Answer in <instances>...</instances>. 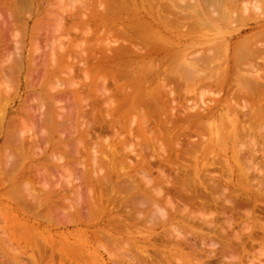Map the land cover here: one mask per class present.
<instances>
[{"label":"rangeland","instance_id":"1","mask_svg":"<svg viewBox=\"0 0 264 264\" xmlns=\"http://www.w3.org/2000/svg\"><path fill=\"white\" fill-rule=\"evenodd\" d=\"M12 1H14V0H9V1L0 0V84H1L0 85V115H1L0 119H3V121L6 125H8V124L10 125L11 124L10 121L12 120L11 122H13L14 124H11V125H15L17 128L15 126H13L14 127L13 128L10 125L12 127V129L10 128L9 131H11L12 134L13 133L15 134L17 131L16 137H18V135L23 134V136H22L23 145H22L21 141L18 142L19 145L21 144L20 146H18V148L21 147L20 149H23L24 154H22L23 155L22 156L19 152L18 153L20 154V156L22 158L24 157L25 160H24V162L23 161L18 162V163H20V169L18 168L19 169L18 172L16 169V174L15 175L13 174V177H11L10 180H6L4 182L6 187L4 186V184L2 185L3 179L4 178L8 179L9 177L7 178V176L9 174L13 173L12 171H10V172L7 171L8 172L7 173L5 168L8 167V164L10 165L9 161L12 162V160L9 159V157L12 158V153H14L16 151L17 147L15 145H9L10 147L5 145L4 140H6L5 138L7 136V133H5V132H8L7 131L8 127H6V126L3 127V125L0 123V264H7V263L8 264H70L67 261H69L68 259H70L71 257L74 258V254L78 258L84 259L86 252L90 255V257H88L90 260L89 259L87 260L89 263L87 261H84L83 264H99V263L100 264H112L113 262L116 264L117 263L122 264V262H123V264H124L126 262L125 261L126 259L124 257L129 254L128 251L126 252V250L121 249V251H120L121 254L117 253L118 248L120 249V247L114 248V250L117 249V251H114L113 248L111 249L108 247V246L111 247V245H108L106 243V241H104L105 239L102 240L101 246L106 244V247L109 248L110 251H112V253L116 252L115 256L111 255V257L112 256L114 257L112 259V258H110V256L108 254H106V252H104L103 247L100 248L99 245H97L96 243L94 244L92 242V236L94 233H97V232L100 233L102 231L101 228L104 224H107V225H109L110 223L118 224L117 227H121L120 229H122L123 225L124 226L127 225V221H125L124 218L121 216L122 212H124V211L121 212V210L124 209L126 211L127 210L126 208L130 209L129 208L130 206H127L125 204L124 208H123L122 204H121V207H120V205L117 204L118 202L121 203V200H126L128 198L126 195L127 192L125 194V190H122V188H124V186H122L123 184L121 185V183H123L124 181L126 182L127 179H126V177L121 176L122 172L120 170L124 168V170H122V171H126V172H123L124 175H128V174L136 175V173H137L138 174L137 177H140L139 172H141V171L142 172H148V171H150L149 167L152 166L151 167L152 171H150V175L153 177L154 176L156 177L158 174L156 171L157 169H156V167H154L156 170L155 169L153 170V166H157L158 160H160V159L164 160L163 156L165 155L166 152H167L166 154H170V156L165 155L166 157H168V158H165V160L169 159L170 165L172 162H173L172 163L173 165L175 162H177V164H178L180 161L190 162V163H187L186 165L183 164L184 168L183 167L182 168H183L184 172L187 170L186 173L181 171L182 168L181 169L179 168L180 165L182 166L181 163L178 164L179 166H177V167L179 169H177L176 171L179 170V174H181L182 176L185 174V176H183L184 178L181 177V182L179 181L182 184V181H183L182 178L185 179V182H184L185 186H186L187 181H190V180H186V178H188V174H190V173L192 175L194 174V178H195L194 183L197 181L195 183V185H197V186H195L196 190L192 187L195 190V193H193L194 190H192L191 192L193 194H196V196L192 195L193 197L197 198V196H198L199 198H201L200 195L202 194V196H203V195H205L203 193H206V192H202V191L209 190L207 188V186L210 184V182H211V184L214 185V184H217V182L219 181L218 185H219V183H220V185H223V186L225 185L223 191H220V192L224 193V190H225V192L228 191V196H231V195L234 196V194H236V193L238 194L237 197H235V198L233 197L234 198L233 200H235L237 198V201L238 200L241 201V199L244 200V198L245 199L247 198L246 200H247V204L249 203L248 205L245 204L246 201L241 202V204L247 205V207H246L247 209L244 206L245 210L244 209H243V211L241 210V213H240V211H238V213L232 214L231 206L233 204V200L228 199L229 200V202H228L227 200L225 201L222 196L221 197L223 199H218V197L217 198L214 197L215 195L217 196V194L219 195V193H217V191L222 190L223 186H221L222 187L221 189H218L219 187H214L213 185L210 184L212 190L214 188L217 189L215 195L214 196H213V194L211 195L212 198H214V200L216 201V203L219 200H222L223 202L225 201L228 204L227 206L222 207V205H218V204H223V203H221L222 201H219L217 203V206H218L217 209H219V206H220L221 207L220 209L221 210L223 209V212L220 211V209L218 212H216L217 209L216 210L212 209L211 212L213 211L216 215L218 214L222 217L223 216L227 217V219L231 220L230 223H234V222H232V220H236L235 225L234 224H233L234 226L232 225L233 230L230 232L234 233V229H235L236 232L238 231L237 232L238 234L234 233L235 236H237L240 239V236L242 235L241 238L243 240H246V243L244 244V241L241 239L243 243L242 242H237V243H241L243 246L238 245V247L240 246L239 248L235 247V249L236 248L238 249L237 252L240 250V248L243 247L241 249V250H243V252L239 251L240 254H239V252L237 253L239 255V257L241 255V258H239L234 253L237 256L239 263L240 264H244V263L245 264H264V199H263L264 194H262L264 189L263 190L260 189L261 186H263V185L259 186V180L258 181L256 180L257 182L252 181V180H254L255 172L253 171V169L252 170L249 169L250 164H247L248 161H247V158H245L246 156H248V154H249V156L252 155L251 157H253V158L249 157L248 159L249 160L254 159L252 161V163H255L256 166L260 165V167H259L260 169L264 168V167L261 168L262 164L264 166V162H263L264 154H261L260 152H258L257 156H256V151L252 152V150H250L253 148V147H251L252 146L251 143L253 144V146L256 144H257L256 146H260L261 144L264 143V138H262L264 136V133H262V132H264L263 131L264 127L262 126L264 124V122L262 123L261 127L258 126V128H256L257 130L255 129V131L252 130L251 132H247V133H249V134L246 133L247 135L243 134V132H242V136H244V135L248 136L251 134L252 136L257 137L255 140L254 137H250L251 135L249 136L250 138H253V140H255L256 143H253L255 141H253L252 139H251V142L247 141L250 139H246L245 138L246 136H244L245 140L243 138L244 141L242 140V136H239L241 138L240 139L241 141H238L239 140L238 133H239V135H241V132H239L240 131L239 124L243 125V126H241L242 127L241 129H244L243 127L245 124H242L241 121H242V119H245V117H246L245 113H247V112L244 113L241 110V108H242V106L246 107L248 105V103H244V105H243V102L241 103V101L233 99L234 97L231 96L232 98H230L229 94L231 92L233 93V88H232V91L229 93L227 87L226 88H223L222 86H221V88L215 87V82L211 76L213 74V72H214V78L219 77L220 76L219 73L222 70H224V72H226L225 68H227V64L225 66L224 62L226 61V59L228 60V57H226V55L228 54V51H230V50L233 51V49L235 47L234 44H236V43H237V45L239 44L240 49H242V48L247 49L244 45L248 46L250 41L251 42H253V40H254V42L257 41L258 36H261V35H262L263 39L261 37H259V39H262V40L261 41L258 40V43H261L262 41L264 43V34L263 33L254 32V31L249 30L250 28L253 29L256 26L257 22H260V24L264 25V21H262L259 18V16L256 17L257 14L254 11H252L251 9H250L251 11L249 10L250 14H248L249 13L248 11H246V12L244 11L246 14H243V15H249V16H251V14L253 15L254 18L252 17L251 20H248V18H247L248 16L247 17L245 16L246 17L245 18L242 15L243 10H242V7L239 8L240 6H238V8L241 10V12L238 8H237L238 10L237 9L235 10L233 8V13H235V15H236V16H233L234 18L232 17V15H234V14H232L231 16H228L229 18H227V20H224V19H226V18H224L223 19L224 21L223 20L218 21L217 19L211 18V16H210L211 11L209 12V10L211 8L213 9V10L211 9L212 11L218 10L217 13L215 12V14L219 16V14H218L219 8L214 9V7H210L209 5L204 4L203 2H201V0H196V1L195 0H188V1L187 0H180V1H178V0H165V1H163V0H152V1L151 0H141V1L140 0H133V1L129 0V2L126 0H41L42 2H40V3L38 0L37 3L34 2L33 3L34 5L32 4L33 7H29L31 5V3H30L28 7L26 6V8H25V5L24 6L23 5H21V6L16 5L19 2H21V4H22V1L24 3L25 2L24 0H20V1L18 0L19 2L17 0H16L17 2L16 1L12 2ZM124 1H126L127 3ZM149 1H151V2H149ZM160 1H162L161 3L163 5L160 4ZM182 1H185V2H182ZM189 1H190V3H189ZM261 1L264 2V0H261ZM177 2H179V3H177ZM191 2H194V3L192 4ZM242 2H244V1H242ZM246 2H247V0H246ZM183 3L185 4V6ZM12 4H15V5H12ZM117 4H119V6ZM128 4H130V5L132 4L131 5L132 7ZM239 4L241 5V2L238 3V5ZM121 5H122V8L124 7V9L121 8ZM135 5H136V7H135ZM161 5H162V7H160ZM164 5L167 8H165ZM179 5H181L182 7H180ZM194 6H196V7L198 6V8H195ZM206 6L208 8H206ZM228 6H230V5H228ZM228 6H226V8ZM18 7H20V9ZM21 7L25 8L23 12L21 11V10H23V8L21 9ZM133 7H135V8H133ZM185 7H186V9H185ZM191 7H193V8H191ZM251 7H249V8H251ZM262 7H264V5ZM16 8H17V10H16ZM157 8L159 10H161V8H165L166 9V11H165L166 13H164L165 15L168 13L167 12V9H168L169 14H167V16L173 15V14H170V12L171 13L175 12L176 14H174V16H171L169 18L164 15L165 16L164 17L165 19H164L162 17H163V11L165 9L162 10V12H161ZM10 10H12L14 12L16 11L15 14H14V12H12V14H14V15L10 14ZM112 10H113V14L110 13V12H112ZM180 10L181 11L183 10L182 11L183 13H181ZM157 11H159V13L161 12L162 17H160L161 14L159 15L160 18L157 17V15L159 14ZM200 11H201V13H200ZM193 12H195V13L198 12L197 14L199 16ZM128 13H130V14H128ZM156 13H158V14L156 15ZM220 13H221V11H220ZM254 13H255V15H254ZM177 14H178V16H177ZM179 14H180V16L182 14L188 16L187 18L184 16H181V17L186 18V19L181 18V19H183V23L181 22L182 20L180 18H178V17H180ZM188 14L191 16H189ZM11 15H12V18H11ZM216 15H215V17H216ZM237 15L239 16V18ZM122 16H124V17L126 16V17L124 18ZM131 16L133 17V20H132ZM136 16H138V18ZM175 16H177V18ZM220 16H221V14H220ZM6 17H8V18L10 17V18L8 19ZM15 17H19V19L15 20ZM189 17H192V18H189ZM193 18H196V20H198L197 22H199V24L197 22H195V19H193ZM222 18H223V16L221 17V19ZM129 19H130V21H128ZM161 19H162V21H161ZM163 19H164V21H163ZM175 19H177V20L180 19V21L179 20L177 21ZM189 19H192V20L189 21ZM199 19H201L200 20L201 22L199 21ZM235 19H236V21H235ZM237 19L240 22H238ZM246 19H247V21H246ZM8 20H10L9 23H8ZM111 20L117 21V22L111 23L110 22ZM142 21L148 22V23L146 22L147 27H146V25H143L145 22L143 23ZM202 21H205L207 23L202 22ZM230 21L232 23H230ZM120 22H122V23H120ZM130 22H132V23H130ZM186 22H188V23H186ZM189 22L191 25L193 24V22H195L198 24V26H200L202 23L206 26L202 27L203 26L202 25L201 26L202 28L201 27L198 28L197 24L194 23V25H192V27H191V26H189ZM237 22L239 23L238 25H237ZM168 23H170V25H172V27H170ZM5 24H7V25L9 24V28L5 29V26L7 27V25H5ZM123 24H125L124 26H127V25L128 26L124 28V26H122ZM137 24H138V26H137ZM139 24H141L142 26L141 25L139 26ZM180 24L181 25L185 24L184 25L185 28L183 26L185 31H184V29L181 28L182 26ZM235 24H236V26H234ZM130 25L132 27H130ZM133 25H135L136 27H134ZM207 25H209V26H207ZM195 26H197V27H195ZM115 27H116V29H114ZM121 27H123V28L121 29ZM133 27H134V30H136V32L138 31L137 33L132 32ZM187 27L190 29H188ZM194 27L198 30H195V29L192 30L191 29ZM119 28H120V30H118ZM136 28H138V29H136ZM180 28L182 30H178ZM219 28H220V30H219ZM112 29H114V30H112ZM129 29L131 31H128ZM239 29L241 31H243V30H245V31L241 33L240 31H238ZM190 30H192V31H190ZM140 31H144V32H142L144 34L142 35V33H140ZM124 33H127V35L128 34L129 35L127 36ZM234 33L235 34L237 33V35H235ZM135 34H137L139 36L137 37V35H135ZM150 34H152V35H150ZM150 36L152 37V38H150L151 40L148 38ZM145 37H147L149 40ZM129 38H131V40H130L131 43L128 40ZM133 38H135V40L132 41ZM137 40L139 43L136 42ZM134 41H135V43H134ZM156 41H160V42L158 43ZM148 42L149 43L152 42V43H150L151 45ZM221 47L222 48L224 47L223 50L220 49ZM213 49H216L215 51L217 53L215 51H213ZM217 49H220L219 52L217 51ZM210 52H211V54H208ZM214 52L218 55L215 56ZM220 52L223 54L222 55L219 54ZM198 53H199V55H197ZM212 53H213V55H212ZM191 55H193L192 59L194 61L191 59ZM206 56H207V58H211V59L213 57H215V59L213 58L212 61H209L211 59H209V60L205 59L206 61H204L203 58L204 57L206 58ZM211 56H213V57H211ZM219 56L221 59H224V60H221L219 58ZM223 56H224V58H223ZM189 57H190V59H189ZM187 58H188V60H187ZM195 58L196 59L202 58L203 60L199 59L200 60V62H199V60L195 61ZM84 59H86V60H84ZM138 60H139V62H138ZM158 60H160V61H158ZM163 61H166V62L163 63ZM190 61H192V62H190ZM158 62L161 63L160 65H162V66H159ZM204 62H207V64ZM192 63L193 64L197 63V64H195V66H194ZM180 64L183 67L182 66L180 67L179 66ZM198 64L199 65L203 64V67L202 66H201V68L199 67V70H197L198 72L196 73L195 67ZM219 64L220 65L222 64L224 66L221 67ZM13 65H14V67H12ZM169 65L172 67V69ZM174 65H176V67H174ZM184 65H185V67H184ZM178 66H179V69L181 68L180 70L177 68ZM122 67L124 69H122ZM213 67L215 69H213ZM166 68L168 69V71L170 73L167 71ZM219 68H222V69H219ZM211 69H212V71H210ZM162 70L165 72V74H163L164 72L162 73ZM201 70H202V72H201ZM204 71H205V73H204ZM217 71H218V74H217ZM222 72H221V74H222ZM224 72H223V75H224ZM231 73H234V72H231ZM235 73H238V72H235ZM244 73H246V72H244ZM161 74L163 76L160 77ZM178 74H180V75H178ZM183 74H184V76H183ZM175 75H176V77H175ZM205 75H207V76H205ZM223 75H221V76H223ZM247 75L248 74L246 73L244 76H246L247 80L249 79L248 81H251L250 80L251 77L248 78L249 76H247ZM120 76H121V78H120ZM166 76H167V78L165 79ZM168 77H170V78H168ZM179 77H180V79H179ZM172 78H174V79H172ZM175 78H176V80L179 79L178 85L179 86L181 85V87L177 86ZM205 78L208 80H205ZM171 79L175 80V82L171 81ZM199 79H201V80L204 79L206 81V84L208 82H210V84L213 82L214 83H213V85L207 84L206 86H208V87L205 88V85H202L201 80H199ZM161 80H163L162 81L163 84L160 83ZM247 80H245V82ZM196 83L199 85V87H197L198 85ZM250 83H248L249 86L250 85L252 86V84H250ZM201 85H202V87H201ZM175 86L178 88H176ZM148 92H150L151 94ZM152 92H153V94H152ZM172 94H173V96H171ZM116 95H119V96H116ZM118 99L119 100L121 99V100L119 101ZM171 99L175 103L172 102ZM235 101L237 102V104H239L237 107L235 106V103H236ZM148 102L151 104L148 105L147 104ZM145 105L149 106V107H147V110L145 109V107H146ZM152 105H154L157 109L153 106L155 108L154 109L152 107ZM208 105H209V107H208ZM210 107L211 108L213 107V109H211ZM238 107H240L241 112L238 110ZM140 108L143 109V112L145 111L144 114ZM175 108L177 109L176 111L178 113L175 111ZM249 108H250V106H249ZM210 109H211V111H210ZM232 109H236L235 113H232V111H233ZM45 110L47 111V113H45ZM49 110H51L50 111L51 113H49ZM120 110H121V112H120ZM204 110H205V112H204ZM30 111H32V112H30ZM41 111H42V113H41ZM236 111H239L240 116H238L239 114H237ZM244 111H245V109H244ZM200 112L201 113L204 112L203 114H205V115L202 116V114ZM211 112L213 113V115ZM242 112H243V115L245 116L244 118L241 117ZM40 113L43 115L45 114L46 117H44L43 115L40 116ZM161 113H163V114H161ZM175 113H177V115ZM194 113L196 114L197 118L199 117L198 116L199 114L201 115L199 120L194 119L195 118V117H193V116H195ZM206 113H207V115H206ZM47 114L49 115V117H48L49 120L47 118V116H48ZM171 114H174L173 115V117H175L174 119L171 118V116H172ZM18 115L19 116L21 115V116L18 118ZM37 115H39L40 117H43V118H40L39 116L37 117ZM209 115L212 117H208ZM16 116H17V120L20 121V119H21V122L24 123L25 126L22 123H19V121H17L15 123ZM164 116H167V117L165 118ZM182 116H184L186 119L193 117V120H191L192 118H190L189 121H187ZM13 117H15V118H13ZM153 117H154V120H153ZM35 118L36 119L39 118L40 120L37 119L39 122ZM44 118H46V120H48V121L44 120V122H43L42 120ZM248 118H246L242 122L247 124V121L249 120ZM157 119H159V120H157ZM92 120L95 123L94 125L97 126L96 131H95V133L97 132L99 134L97 136V138H99L100 136L103 135V137H105L106 139L100 137L99 140L97 139L95 141L96 138H92L93 135L89 136V135H91L90 133L93 131H90V130L88 131V129L90 128L91 130L92 129L95 130L94 129L95 126L92 125L93 124ZM160 120H162L164 125H165V120L167 121L166 122V128L169 129L168 126H170V129H169L170 132L172 130L171 126L173 125L172 123H174V121H175V123L178 121L177 123L179 124V120H180V122H182V123H181V126H178V124L176 123L175 130L174 131L172 130V132L171 133L169 132L170 133L169 134L168 132H164L163 128H165V127H164V125L162 127V123ZM168 120H169V122H168ZM170 120L172 121V123L170 122ZM45 121L48 123H46ZM153 121H155L156 125H155V123H152ZM158 121H160V124ZM185 121H187V122L185 123ZM37 122H38V124H37ZM90 122H91V124H89ZM200 122H201V124H200ZM194 123L195 124L199 123L200 125L197 124V126H196V125H194ZM18 124H22V125H18ZM182 124H184V125H182ZM88 125H91L92 128L87 127ZM193 125L196 127L200 126L199 127L200 130L195 127L197 130L194 128L192 130L193 134L191 133L192 134L191 135L189 132H190V129H192L191 126H193ZM22 126H24V129L21 128ZM28 126L31 129L33 127L34 128L32 130H30L28 128ZM106 127H109V130ZM245 127L247 129H249V127H253L252 121L251 120L248 121V125L247 126L245 125ZM262 127H263V129H262ZM114 128H117V132L115 131L116 129H114ZM166 128H165V130H166ZM26 129H28L30 131H26ZM46 129H47V131H46ZM173 129H174V127H173ZM258 130H260V131H258ZM261 130H262V132H261ZM24 131H25V134L23 133ZM151 131H153V132L151 133ZM197 131H199V133ZM160 132L163 133L164 136H162V134ZM174 132H175V134H174ZM257 132H260L262 134L257 133ZM101 133H102V135H101ZM150 133L153 134V135H151L152 137L150 136ZM156 133H158V134H156ZM187 133H189L191 135L190 136L188 134V136L192 139V140L188 139V140H190V142L187 141V139H186ZM196 133H198V134H196ZM47 134H48V138H47ZM49 134H50V136H49ZM114 134L118 138L116 136H114ZM118 134H120L119 135L120 137L118 136ZM167 134H169V136ZM171 135H173V136H171ZM108 136H109L110 140L112 141L113 145L112 144L110 145L111 142H109L110 141L109 138H108V142L106 143V145L104 144L105 141L107 140ZM183 136H185V137H183ZM88 137H89V139H91V138L94 139L93 140V141H95L94 144L95 145L97 144L96 147L94 144L91 147L92 141L89 142L90 140H88ZM93 137H96V136L94 135ZM170 137H171L172 141H170ZM28 138H31L30 140L32 141V143H28L30 141ZM40 138L42 140L44 139L45 141L43 140L42 141L43 143L40 142L41 141ZM180 138H181V140H179ZM164 139H166V140H164ZM34 140H36V141L34 142ZM134 140L137 143H135V142L133 143ZM155 140H156V142H155ZM163 140H164V142H163ZM103 141H104V143H103ZM179 141L181 142V144L179 143ZM257 141H258V143H257ZM76 142H78L79 145L81 143L82 147L85 145L86 148L84 147V149H82L81 147L78 146V144ZM88 142H89V145L87 144ZM144 142H147L148 146L152 145L150 148L151 150L147 151V152H149V153L151 151H155V152H151V154L146 153V155L150 156V155H152V153H154L155 155L153 154V156H152V157H154V159H152L149 156H148L149 159H147V156L142 152L143 148L140 145H142ZM152 142H155V143H152ZM160 142L162 145V146L160 145L161 150L159 149V147H156L157 143L160 144ZM40 143H42V144H40ZM169 143H170V145H169ZM182 143L183 144L185 143L184 144L185 146ZM153 144H156L155 145L156 149L153 147ZM248 144H250V146H248ZM26 145L27 146L29 145L28 149H26V147H25ZM41 145H42V147H41ZM67 145H68V147L72 146L74 149L69 148V150H67L68 149ZM76 145L79 148V153L77 152L78 149H76V147H74ZM108 145H110L109 150L107 149L108 147H106ZM129 145L133 146V148L135 150V151L133 150V153L134 152H137V154L139 153V158H138L139 160H136L137 159L136 156H138L136 153L133 154L129 150H128L129 152L127 151V148L129 147ZM147 145L145 144V146H147ZM180 145L184 146V148H183V146H181L183 148V153H185V152L190 153V154H187L188 156L192 154L191 157L188 158L190 161H188L186 159L188 157L187 155L184 156L185 158L181 154H180L181 157L178 156L182 150H180V152H178V151L176 152L175 149L178 150L177 146H180ZM186 145H189L190 148H188V146H186ZM192 145L196 148H193ZM242 145L244 146V148L246 150L242 147ZM12 146H15L14 147L15 150L12 148ZM139 146H140V148H139ZM46 147H47V149H46ZM136 147H138V148H136ZM181 147H179V149H181ZM38 148H39V150H38ZM92 148L93 149L96 148V151L93 150ZM141 148H142V150H141ZM153 148L155 150H153ZM239 148H240V150L242 148V150L240 151ZM80 149L82 151H84V150L85 151L82 152ZM112 149H113V151H114V149H115V151H117V152L114 151L115 153L113 152L114 155L112 153H110ZM118 149H120V150L118 151ZM123 149H124V151L121 152V150H123ZM130 149H131V147H130ZM157 149H159V150H157ZM162 149H164V150L167 149V150L164 151V153H161V152H163ZM184 149H185V151H184ZM191 149H193V150H191ZM6 150H8L7 151L8 155H5L6 152H4V151H6ZM171 150H172V152H170ZM188 150H190V151L188 152ZM197 150H198V152H195ZM9 151L12 153H9ZM43 151H45V152H43ZM73 151H75L74 154L77 152V154H79V157L77 156V154L72 156V157L76 156V157H78V159L68 157L71 153H73ZM108 151H110V152H108ZM125 151H126V153H125ZM159 151H161V152H159ZM173 151L178 154V155H176V154L172 155V157L174 156V158L171 157V153H173ZM192 151H193V153H192ZM32 152H34L33 153L34 157L32 156ZM21 153H22V151H21ZM93 153L94 154L100 153L97 155L95 154L96 155L95 158L98 159V160L96 159L97 162L100 163L101 158H102V160L105 161V163L107 165V166L106 165L105 166L110 169V172L111 173L112 172L118 173V176L120 175V177H122V179H123L122 180L119 178V180H118L116 177L113 179H110V180H112L110 182L112 184V186H110L111 185L110 184V185H107V187H111L112 189L111 188L109 189L110 190L109 192L111 193V194H109L110 199L108 197L109 202L104 201V203H106L105 205L107 206L106 208L104 207L105 205L103 206V203H102V206H100V203L98 202V200H96V198L98 196L97 193H99L98 189L100 187L97 186L99 184H96V182L94 180L96 179L98 182V177H101L102 174L107 173L108 170H106L105 169L106 167H105V168H103L106 170V171L104 170L105 173L99 174V172L101 173V171L102 172H104V171L102 169L99 171L100 168L98 169L97 166L94 167V164L96 165V162L93 163L94 162V158H93L94 154ZM9 154L11 156H9ZM15 154H17V153L15 152ZM101 154H102V156L103 155L106 156V158L104 156L101 157ZM109 154H110V156H109ZM135 154H136V156H135L136 158L134 157ZM158 154L160 155V157ZM194 154H196V155H194ZM245 154H247V155H245ZM81 155H83V156H81ZM99 155H100V157H99ZM119 155H120V157L122 156L121 159L119 157L120 162L118 160L115 161L114 158L119 156ZM131 155H133V158L135 159L136 162L134 161L133 158L131 160V157H132ZM261 155H262V157H261ZM176 156L182 160H180L179 158H175ZM240 156H243V157L240 158ZM57 157H58V159H57ZM66 157L68 159H65ZM170 157L173 159V161H171L172 159ZM192 157H194V158H192ZM83 158H85V160ZM99 158H100V161H99ZM150 158H151V160L154 161V163L156 165L152 164L153 161H151ZM242 158H243V161L241 162L240 160H242ZM48 159H50V160H48ZM61 159L63 161L62 163H61V161H59ZM106 159L107 160L109 159V161H107ZM115 159H117V158H115ZM174 159H178L179 161H175ZM13 160L15 161V159H13ZM169 160H167V161H169ZM14 161L12 162L14 164H11L10 167H13L14 165H16L18 160L15 162ZM56 161H58L57 163H59V164H57ZM83 161H84V163H83ZM130 161H134V162H130ZM143 161H144V163H143ZM77 162H78V164H77ZM108 162H109V164L112 165V167L108 164ZM146 162H147V165H146ZM240 162L243 164L245 163L244 167L242 166V164ZM82 163H83L84 167H83ZM123 163H124V166L127 167V169H126V167L123 166ZM127 163H129V167H128ZM131 163L135 167L134 166L132 167ZM149 163H150V165H148ZM193 163H194V165H193ZM74 164H77L78 166L74 165ZM169 164H168V166L170 167ZM188 164L191 165L192 167L188 166ZM141 165H144V166H141ZM173 165H172L173 169L174 168L176 169L177 168V167H175L176 163L174 166ZM2 166H3V168H2ZM121 166H123V168H120ZM10 167H9V169H10ZM39 167L46 171V175L48 177L49 182L47 180L46 181L50 185L51 184L56 185L57 181L63 180L64 178H66L65 180H67L69 173L71 174V176H72V174L76 175V176H74V178H75V177H77V175L79 173H80L79 176L82 174L80 172V170L81 171L85 170V172L87 171L90 174L91 179H92V181H90L89 183H86L85 189H84V191L86 190V192H87V194L85 193L86 195H84V196H87L86 199L88 198L87 200H85L89 204L88 208H85V207H87V205H85L87 202L85 203V201L83 200V198L85 199V197H82L83 196L82 195L83 188H80V185L78 183L75 184L77 182L76 181L77 178H75V180H72V181L70 180L71 179L70 178V179H68L69 181H66L68 183L70 182L68 186H70V184H71V186H70L71 188L69 187L70 189H68V190H67L68 186H66V184H65L66 182H64L65 185L62 182H60L64 185V187H62L63 186L62 184H61L62 186L59 185L60 187H58V184H57L56 189L58 188V192L56 190V192L54 193L53 191H55V189L53 190V188H55V186L53 187L51 185L52 188H51V186H49L50 192L48 191V193H46L47 189L46 190L44 188H43L44 190L41 189L45 185V184H43V182L45 181V179H47L46 176L45 175L43 176L41 173H40L41 175L37 173L36 178L34 177V174H36L37 171L40 172ZM64 167H66V171H64L65 170ZM102 167L103 166H101V168ZM240 167L242 168V170H240ZM245 167H246V169H245ZM15 168L16 167L14 166L12 169L15 170ZM53 168H54V170L56 169L58 171V173L56 170L54 171ZM76 168H77V170H76ZM185 168H186V170H185ZM205 169L208 171V173ZM94 170H95V173H94ZM203 170H205L204 173H203ZM246 170L249 171L248 175L246 174L247 173ZM176 171L172 174L173 175L175 174L176 176H178V173ZM41 172H43V171H41ZM66 172H68V173H66ZM82 172L84 173V171H82ZM155 173H156V175H154ZM28 174H31L28 177L29 180L24 179V178H27L25 175H28ZM95 174H96V178H95ZM38 175H40L42 178L40 177V179L39 178L37 179ZM175 175L173 177H175ZM202 175H203V177L204 176L205 177L203 178ZM211 175H213V176H211ZM240 175L244 176V177H241ZM9 176H11V175H9ZM245 176H246V179H245ZM257 176H259V175H257ZM32 177H34V178H32ZM53 177L54 178L56 177V179H54ZM247 177H248V179H247ZM249 177H251L253 179L251 180V178L249 179ZM177 178L179 179L180 177H177ZM204 179L207 181L205 182ZM244 179H245V182L243 181ZM32 180H34V181L31 182ZM110 180H108V182ZM140 181H141V177H140ZM212 181L215 183H213ZM23 182H25V183H23ZM30 182L32 184H30ZM108 182L106 184H108ZM250 182H251V185H253V184L254 185L251 186ZM48 183L46 184L47 186H48ZM192 183H193V181H192ZM192 183L188 182L187 184L190 185ZM203 183L204 184L207 183V186L204 185V187H206V188L203 187V189H202L201 186H203L202 185ZM243 183L246 186L248 185L247 186L248 188H246V186H244L246 188L245 189L243 186H241ZM25 184L26 185L30 184L31 187L30 186H27V187L28 188L30 187V189L31 188H34V189H31V192L28 191V193H26V189L24 188ZM113 184H114V186H113ZM142 184L143 183H141L140 185H142ZM21 185H23V186L21 187ZM37 185H38V187H37ZM46 185H45V187H46ZM120 185L122 187H120ZM210 185H209V187H210ZM231 185H233V186H231ZM77 186H78V188H80V190L82 189V191H81L82 196L81 195L80 196L82 197V200L85 203L83 208L90 211V213H88L89 211H87V213H88L87 215L90 214L89 218H87L89 221L81 218L83 213L81 215L80 211L81 210L83 211L84 209L79 208V207H81L82 205L78 207L79 209H77L76 208V202L74 203V205H73V202L71 203V201H76L75 195H78V191H80L79 189H77ZM165 186H167V185H165ZM190 186H194V185H190ZM190 186H188V187H190ZM97 187H98V189H97ZM257 187L259 188V190H257L258 189ZM15 188L17 189V192L18 191L20 192V188L21 189L24 188L23 189L24 191L22 190V192L23 193L25 192V193L23 194L22 192H20L22 194V200L24 199L23 201H20L19 198H18L19 200L16 199L15 196L12 195V192H13V194H15L14 193ZM63 188H65V190H67V192L63 191L64 190ZM91 188H92V192L94 194L93 196L91 195L93 197V199L88 194L89 193L88 191H90L89 189H91ZM165 188H167V187H165ZM199 188L201 190H199ZM75 189L78 191H76ZM154 189L155 188H153V190ZM38 190H40V191H38ZM215 190H213V191L215 192ZM255 190H257L259 193L257 194V192ZM123 191H124V194H123ZM197 191L199 193L201 192V194L198 195ZM233 191H234V194H232ZM235 191H236V193H235ZM34 192H35V194H37V196L39 198L41 196H44V194L46 195L45 198H40L43 201L45 200V202H42L41 206H39V204H38V202L41 200L39 198H38L39 200L37 198L35 199L33 196H31L34 194ZM70 192H71V194H70ZM209 192H212L211 189L209 190ZM18 193H17V196L21 197V195H18ZM207 193H206V196L209 194V193L208 194ZM222 193H220V194H222ZM35 194H34V196H36ZM58 194L59 195L62 194V195L58 196L59 198H57ZM72 194H75V195H72ZM106 194H108V192ZM106 194H105V196H106ZM184 194H185L184 196H186L185 192H184ZM70 195L74 196V198L69 197ZM257 195H258V198L256 197ZM25 196H26V200H28L27 203H31V205H35V207L38 204L39 207L36 208L37 212H35V213L29 212L28 213L27 211H25L31 207L34 208L33 206L26 205V207H28L26 209V207H23V205L20 203V202L25 201ZM29 196L31 199H29V198L27 199V197H29ZM54 196H56V199H53ZM238 196L240 197L239 199H238ZM259 196H261L262 198ZM81 197H80V203L81 202L83 203V201L81 200ZM209 197L210 196H208V198ZM224 197L227 199L226 196H224ZM77 198L79 199V197H77ZM119 198H121V199H119ZM248 198H249V200H248ZM205 199H207V197H205ZM92 200L95 201L93 204L96 205L95 207H97V208L92 206ZM60 201L61 202L66 201V203L70 201L69 203L72 204L71 206H73V211H71V206L68 204L70 206L69 209L71 212H75V214L72 213V215H74V216H72L71 213L67 212V215H68V219H70V218L72 219V220H70V222L71 221L74 222V225L71 222L70 224H72V225L67 224L68 226H65L66 224H64L63 226H59L62 224L61 222L63 220L61 221L60 220L61 218L60 219L57 218L58 216L56 215V213H55V215L57 217L54 216L53 212H55V211H53V208H56L57 207L56 205H59L56 203H60V205H62V207H63V204H62L63 202L61 203ZM209 201L212 203L211 200H209ZM114 202H115V205H113ZM234 202L238 203L239 201L238 202L234 201ZM16 203H17V205H16ZM43 203L46 205L43 206ZM66 203L64 202V204H66ZM226 203H225V205H226ZM48 205H51V206L47 207ZM68 205L66 207H68ZM223 206H224V204H223ZM116 207H118V208L116 209ZM167 207L168 206H166V212L170 216V214L173 212V210H172V212H170L171 211L169 209L170 207H168V208ZM22 208H25V210ZM224 208L225 209H231V211L227 210V212L225 213ZM62 209L65 210V207ZM95 209H96V211H98L97 215H96V213L93 214V212H94L93 210H95ZM32 210H35V209H32ZM41 210H42V212L43 211L45 212L47 210L43 214L46 215V221L48 223L46 221H43L42 220L43 218L42 219L40 218V220H39V218L38 219L35 218L36 217L35 215L39 216L42 214ZM58 210L61 211V209H58ZM65 211H67V210H65ZM203 211H201L202 213H199V211L197 213V211H196V213L194 215H191V216L196 217V219H198V221H199L201 219L199 217H202ZM208 211H209V215H208ZM40 212H41V214H39ZM56 212H57V214L59 213L58 211H56ZM119 212L121 213L120 216H118ZM211 212H210V210H207V218H209V219L213 215V213L210 215ZM61 213L63 215H65L64 211ZM196 214H197V216H198V214L201 216L197 217ZM204 214H203V217L205 218L206 212H204ZM230 214H232V215H230ZM24 215L27 217H25ZM67 215H65V217ZM87 215H86V217H87ZM174 215H175V217L178 216V214H175V213L171 214V216H174ZM238 215H241V216L238 217ZM23 216H24V218H23ZM179 216H181V215L179 214ZM187 216H189V215L187 214ZM214 216L215 215H213V217ZM222 217H220L221 219L219 218V216L217 217V219H219L218 220L219 222H216V226H217V223H219L218 225H221V227L223 226L226 218L223 217V218H225V220H224ZM66 218H64V219H66ZM177 218H180L182 222L175 221L174 224L172 225V228H173V226L175 227L178 224L179 225L185 224L183 227H181V225L179 226L183 229L182 231H184L183 233L185 235H187L186 231H188L189 233L192 232V233L200 234L204 238V235L206 233L210 232L211 228L206 227L207 226L206 223H208L207 219L202 218V220H205V221H203V223H205V222L206 223H205V225L203 223H200L202 226L200 225V229H197L198 228L197 226L199 224L196 225V223L190 222L191 220L189 222H188V220L185 221V219L182 220L183 217H177ZM56 219L60 220L61 222L57 221ZM211 219H212V217H211ZM49 220L54 221V222L56 220L57 224H56V222L54 223V222H51ZM202 220H200L199 222H201ZM214 220L216 221V217ZM67 221L68 220L66 219V223H67ZM118 221H120V223ZM215 221H214V224H215ZM76 222L78 224H76ZM185 222L189 223V225L186 224ZM248 222H249V225H248ZM63 223H65V222H63ZM140 223H138L137 225H134L132 227H131V225H132L131 224L130 228L133 229V227H134V229L136 231L139 230L136 232L133 229L135 231L134 232L131 229V231H133V234L135 235L134 237L135 238L137 237L136 241L138 240V245H140L141 242H143L144 239H146V241H145L146 243H144L142 245H146L144 247L145 248L144 250L146 251V252H144V254L148 253L150 256H152V259L151 258L148 259V261L151 262L150 264H152V263L153 264L154 263L155 264H165V262H164L165 260L163 261L162 259L161 260L158 259V261L160 260V262L157 261V257L160 256L158 252H160V254H162L163 257L168 258V260H166L168 264H181V263L182 264H219V263L220 264H234L235 260H236V263L238 262L236 258H234L235 260L232 259L233 263L231 260H229L232 257H235V255L231 256L233 253L231 255L229 254L230 257L226 253L228 255L229 259H228L226 254H225L226 257L223 258L221 255V252H220L223 249H219V246L216 245V246H218V248L216 246H213V249L211 252H213L215 249H217V253H218V249H219L220 254L216 253L215 257H212V255L213 256L215 255L214 254L215 252L213 254H211V257H209L210 251L207 250L208 247L206 248L207 251L206 250L203 251V248H201L202 246L201 247L199 246V248L202 249L201 252H199L200 250H198L199 248H197L198 253H201L206 258L203 257L201 254L199 255L195 252L194 253L196 254L197 258L193 257L194 254H192V256L189 255L190 254L189 252H191L193 250L192 249L193 247L191 248V250H189L188 247H187V249H183L184 251L179 252V250H177V252H179L182 255L179 254L180 257H178L177 256L178 254H176L177 259L175 258V256H173L174 260L176 259L174 261L175 262L174 263V262H172V260H173V258L171 257L172 255L169 253L175 254V252L172 249H170L171 248L170 246L169 247L164 246L163 242L166 243V241H161L162 238H163V240H164V238L167 240V237H168L167 235H170L168 233H171V232H164V231H169V229H167V228L170 226H168L167 228H164V229L163 228H156V230L152 231V230H150V227H149V225H151L152 223L147 222V223H145V225H143L142 223L140 224ZM190 223H193V224L191 225ZM228 223H229V221H227V223H225L228 225L227 226L228 228L226 227V230L231 227V224L229 223L230 224L229 225ZM244 224H245V226L247 225L248 228H245V227L243 228ZM146 226H148V227H146ZM189 226H191V227H189ZM221 227L217 226L215 228H213V227L212 228H213V230L215 229V231L217 232V228H218V230H221L220 229ZM249 228H251V229H249ZM224 229H225V227L221 231L224 232L225 231ZM245 229H247V230H245ZM20 230H22V231H20ZM213 230H212V234H211V232L209 234H211V236H213V237L215 236V239L217 240L216 237L221 236L220 234H223V233L219 232V235H216V234H218V232L216 233ZM225 232H227V233H225ZM225 232H224L225 233L224 237H226V236H228V234H230L229 230L225 231ZM213 233H216V234H213ZM184 234H183V236H184ZM243 234H244V236H243ZM143 235H144V237H143L144 239L141 238ZM233 235H229L228 238L230 236H233ZM34 236H36L38 238H35V240L32 241ZM162 236H164V237H162ZM189 236L191 239V235H189ZM206 236H205V238H206ZM213 237H210V238L212 239ZM155 238L158 241L155 242ZM208 238H209V235L206 238V240H209ZM261 238H262L263 242L261 241ZM215 239L213 238L212 240H215ZM230 239L232 240V238L230 237L228 239V242H229L228 245L233 247L232 245H230V242L232 243L234 241H231ZM87 240L89 241V244H88ZM139 240H140V243H139ZM233 240H235V239H233ZM38 241L39 242L41 241L40 243H42V241L44 242V244L43 243L40 244L41 248L39 247L40 245H38ZM220 241H222V240H220ZM220 241H218V242H220ZM236 241H237V239H236ZM159 242H160V245L155 246V244H159ZM122 243H124V242H122ZM161 243H163V246H161ZM209 243H211V242H209ZM216 243H217V241H216ZM220 243H219V245H220ZM167 244L168 243H166L165 245H167ZM221 244H224V243H221ZM82 245L87 247V249H86L87 251L77 250V247L78 248L82 247ZM65 246H66V249H65ZM73 246H75V247H73ZM160 246L162 247V249ZM220 246H222V245H220ZM165 247H168L169 249L168 248L166 249ZM203 247H204V245H203ZM209 247L211 248V246H209ZM214 247H216V248L214 249ZM225 247H226V245H225ZM231 247H230V249H228V251L232 250ZM220 248H222V247H220ZM223 248H224V245H223ZM75 249H76V251H75ZM235 249H233L232 252H236ZM170 250L172 252H170ZM185 250H187V251L189 250V252H188L189 254L187 253V251L185 252ZM197 250H195V251H197ZM203 252H207V253L209 252L208 253L209 255L207 253H206L207 255H205ZM155 253L158 254V256ZM185 253H187V254L185 255L186 258L184 259L181 256H183ZM192 253H193V251H192ZM123 254H125L123 256L124 259L122 258ZM59 255H61V256L59 257ZM92 256H93V259H92ZM119 256L122 260H120V258H118ZM154 256H156V258ZM167 256H169V257H167ZM190 256H191V258H190ZM64 257H65V259H64ZM170 257L172 260L170 259ZM163 259H165V258H163ZM64 260H66V262H64ZM119 260L122 262L120 263ZM177 260H180V261H177ZM189 260H190V263L188 262ZM156 261H157V263H156ZM162 261H163V263H162ZM184 261H185V263H184ZM73 262L75 264H78L74 259H73Z\"/></svg>","mask_w":264,"mask_h":264},{"label":"bare ground","instance_id":"2","mask_svg":"<svg viewBox=\"0 0 264 264\" xmlns=\"http://www.w3.org/2000/svg\"><path fill=\"white\" fill-rule=\"evenodd\" d=\"M7 1H9V0H7ZM14 1H16V0H14ZM14 1H12V2H14ZM17 1H18V0H17ZM17 1H16V2H17ZM19 1H20V0H19ZM19 1H18V2H19ZM24 1H25L24 3H23V1H22V4H21V2H19L18 4H16V3H15V4L18 5V6H21V5L24 6V5H25V8H26V6L28 7L29 4L31 3V5H30L29 7H33V5H34L33 3H34V2L37 3L38 0H24ZM126 1L129 2V0H126ZM126 1H124V2H126ZM132 1H133V0H132ZM140 1H141V0H140ZM151 1H152V0H151ZM151 1H149V2H151ZM163 1H165V0H163ZM178 1H180V0H178ZM187 1H188V0H187ZM195 1H196V0H195ZM242 1H244V2H242ZM40 2H42V1L39 0V3H40ZM130 2H131V1H130ZM154 2H155V1H154ZM161 2H162V1H160V4H162ZM182 2H185V1H182ZM201 2H203V3L206 4V5H209L210 7H214V9H215V8H217V9L219 8V13H218L219 16L215 14V12L217 13L218 10H216V11H215V10L212 11L213 9L211 8V9H212V10H211V9L209 8V9H210L209 12L211 11V12H210V13H211V14H210L211 18H212V19H217L218 21H221V20H223L224 18H226V19H224V20H227V18H229L228 16H231L232 14H234V15H232V17H233V16H236L235 13H233V8L236 10V9L238 8V6H240L239 8L242 7V10H243L242 15H243V14H246L245 12H246V11L249 12V10L251 9L252 11H254V12L257 14L256 17L259 16V18H260L262 21H264V9H263L264 7H262V6L264 5V2L261 1V0H247V2H246V0H201ZM240 2H241V5H240V4L238 5V3H240ZM25 3H26V4H25ZM119 3H120V2H119ZM126 3H127V2H126ZM126 3H125V4H126ZM131 3H132V2H131ZM134 3H135V2H134ZM177 3H179V2H177ZM180 3H181V2H180ZM189 3H190V1H189ZM191 3L193 4L194 2H191ZM10 4H11V3H10ZM15 4H12V5H15ZM32 4H33V5H32ZM132 4H133V3H132ZM132 4H131V5H132ZM183 4H184V3H183ZM192 4H191V5H192ZM260 4H261V5H260ZM12 5H11V6H12ZM115 5H116V4H115ZM117 5L119 6V4H117ZM128 5H130V4H128ZM131 5H130V6H131ZM162 5H163V4H162ZM162 5H161L160 7H162ZM181 5H182V4H181ZM181 5H179V6L182 7ZM228 5H230V6H228ZM242 5H243V6H242ZM113 6H114V5H113ZM133 6H134V5H133ZM184 6H185V4H184ZM226 6H228V7H227L228 9L226 8ZM251 6H252V7H251ZM260 6H261V7H260ZM15 7H16V6H15ZM131 7H132V6H131ZM135 7H136V5H135ZM135 7H133V8H135ZM164 7L167 8L165 5H164ZM194 7H195V8H198V6H197V7L194 6ZM229 7H230V8H229ZM249 7H251V8H249ZM18 8L20 9V7H18ZM22 8H23V7H21V9H22ZM25 8H23V10H21V11L23 12ZM114 8H115V7H114ZM121 8H122V5H121ZM165 8H161V10H159L158 8H157V9H158L159 11L162 12V10H164ZM189 8H190V7H189ZM191 8H193V7H191ZM206 8H208V7L206 6ZM239 8H238V9H239ZM115 9H116V8H115ZM122 9H124V7H123ZM129 9H130V8H129ZM136 9H137V8H136ZM185 9H186V7H185ZM238 9H237V10H238ZM16 10H17V8H16ZM154 10H155V9H154ZM192 10H193V9H192ZM239 10H240V9H239ZM251 10H250V11H251ZM21 11H20V12H21ZM159 11H157V12L159 13ZM165 11H166V9L163 11V17H162L161 12H160L159 14L156 13V15L158 14L157 17H158V18H160V17L164 18L165 16H167V14H169V11H168V9H167V12H168V13H167L166 15L164 14V13H166ZM182 11H183V10H182ZM182 11L180 10L181 13H183ZM184 11H185V10H184ZM187 11H188V10H187ZM189 11H190V10H189ZM198 11H199V10H198ZM220 11H221V13H220ZM244 11H245V12H244ZM12 12H14V11L10 10V14H12ZM15 12H16V11H15ZM15 12H14V14H15ZM22 12H21V13H22ZM177 12H178V11H177ZM240 12H241V10H240ZM248 12H247V13H248ZM110 13L113 14V10H112V12H110ZM189 13H190V12H189ZM193 13H195V12H193ZM197 13H198V12H197ZM197 13H195V14H197ZM200 13H201V11H200ZM251 13H252V12H251ZM255 13H254V15H255ZM14 14H12V15H14ZM128 14H130V13H128ZM160 14H161V16L159 17ZM170 14H173V15H171V16H174V14H176V13H175V12H174V13H171V12H170ZM195 14H194V15H195ZM214 14L216 15V17H215ZM220 14H221V16H220ZM248 14H250V12H249ZM12 15H11V18H12ZM18 15H19V14H18ZM164 15H165V16H164ZM188 15H189V14H188ZM192 15H193V14H192ZM197 15H198V14H197ZM171 16L169 15V16H167V17L169 18V17H171ZM177 16H178V14H177ZM177 16H175V17L177 18ZM179 16H180V14H179ZM181 16H184V17H186V18L188 17V16H186V15H184V14H182ZM181 16L178 17V18H180V19H181V18H184V17H181ZM189 16H191V15H189ZM198 16H199V15H198ZM222 16H223V18L221 19ZM237 16H238V15H237ZM243 16H244V17H245V16H246V17L248 16V17H247L248 20H251L252 17H253L252 14H251V16H249V15H243ZM122 17H124V16H122ZM125 17H126V16H125ZM125 17H124V18H125ZM131 17H132V16H131ZM136 17L138 18V16H136ZM154 17H155V16H154ZM175 17H174V18H175ZM246 17H245V18H246ZM6 18H8V17H6ZM9 18H10V17H9ZM9 18H8V19H9ZM13 18H14V17H13ZM186 18H184V19H186ZM189 18H192V17H189ZM198 18H199V17H198ZM198 18H197V19H198ZM233 18H234V17H233ZM238 18H239V16H238ZM253 18H254V17H253ZM18 19H19V17H15V20H18ZM126 19H127V18H126ZM126 19H125V20H126ZM164 19H165V18H164ZM164 19H163V21H164ZM180 19H178V20L180 21ZM193 19H195V22L198 21V20H196V18H193ZM6 20H7V19H6ZM125 20H124V21H125ZM132 20H133V17H132ZM171 20H172V19H171ZM175 20H177V19H175ZM178 20H177V21H178ZM181 20H182L181 22L183 23V19H181ZM190 20H192V19H189V21H190ZM200 20H201V19H199V21H200ZM224 20H223V21H224ZM229 20H230V19H229ZM9 21H10V20H8V23H9ZM128 21H130V19H129ZM161 21H162V19H161ZM184 21H185V20H184ZM235 21H236V19H235ZM235 21H234V22H235ZM237 21H238V19H237ZM241 21H242V20H241ZM246 21H247V19H246ZM110 22H111V23H113V22L116 23L117 21H112V20H111ZM122 22H123V21H122ZM122 22H120V23H122ZM142 22H143V23H144V22L146 23L147 21H142ZM165 22H166V21H165ZM191 22H192V21H191ZM195 22H193L192 25H194ZM200 22H201V21H200ZM202 22H205V21H202ZM226 22H227V21H226ZM238 22H240V21H238ZM238 22H237V25L239 24ZM130 23H132V22H130ZM145 23H144L143 25H146V27H147V23H148V22H147L146 24H145ZM163 23H164V22H163ZM186 23H188V22H186ZM197 23L199 24V22H197ZM197 23H195V24H197ZM205 23H207V22H205ZM230 23H232V22L230 21ZM164 24H165V23H164ZM168 24H169L170 27H172V25H170V23H168ZM198 24H197V26H198ZM5 25H7V24H5ZM115 25H116V24H115ZM124 25H125V24H123L122 26H124ZM126 25H127V24H126ZM140 25H141V24H139V26H140ZM180 25H181V24H180ZM184 25H185V24H184ZM184 25H181V26H182V27H181L182 29L185 28ZM192 25H191L190 22H189V26L192 27ZM202 25H203V26H202ZM127 26H128V25H127ZM127 26H124V28L127 27ZM133 26L136 27L135 25H133ZM137 26H138V24H137ZM141 26H142V25H141ZM183 26H184V28H183ZM197 26H195V27H197ZM201 26L204 27V26H206V25H204V24L202 23L200 26H198V28H200ZM207 26H209V25H207ZM234 26H236V24H235ZM118 27H119V26H118ZM130 27H132V26L130 25ZM134 27L132 28L133 30H134ZM150 27H151V26H150ZM154 27H155V26H154ZM173 27H174V26H173ZM195 27H194V28H191V29H192V30H194V29H195V30H198V29H196ZM202 27H201V28H202ZM6 28H9V24L7 25V27L5 26V29H6ZM122 28H123V27H121V29H122ZM128 28H129V27H128ZM128 28H127V29H128ZM138 28H139V27H138ZM138 28H136V29H138ZM141 28H142V27H141ZM143 28H144V27H143ZM152 28H153V27H152ZM174 28H175V27H174ZM181 28L178 29V30H182ZM187 28H188V27H187ZM187 28H186V29H187ZM114 29H116V27H115ZM114 29H112V30H114ZM145 29H146V28H145ZM188 29H190V28H188ZM248 29H249V28H248ZM118 30H120V28H119ZM133 30H132V32L135 33L136 30H134V31H133ZM141 30H142V29H141ZM143 30H144V29H143ZM154 30H155V29H154ZM192 30H190V31H192ZM219 30H220V28H219ZM225 30H226V29H225ZM249 30H250V31L259 32V33H263V34H264V25H263V24H260V22H257V23H256V26H255L253 29L250 28ZM125 31H126V30H125ZM125 31H124V32H125ZM128 31H131V30L129 29ZM150 31H151V30H150ZM184 31H185V29H184ZM238 31H240V32L242 33V32H244L245 30L241 31V30L239 29ZM238 31H237V32H238ZM137 32H138V31H137ZM137 32H136V33H137ZM142 32H144V31H140V33H142ZM140 33H139V34H140ZM154 33H155V32H154ZM154 33H153V34H154ZM217 33H218V32H217ZM124 34L127 35V33H124ZM131 34H132V33H131ZM131 34H130V35H131ZM143 34H144V33H142V35H143ZM234 34H235V33H234ZM128 35H129V34H128ZM128 35H127V36H128ZM135 35H137V34H135ZM140 35H141V34H140ZM150 35H152V34H150ZM223 35H224V34H223ZM223 35H222V36H223ZM231 35H232V34H231ZM235 35H237V33H236ZM138 36H139V35H137V37H138ZM153 36H154V35H153ZM168 36H169V35H168ZM181 36H182V35H181ZM229 36H230V35H229ZM123 37H124V36H123ZM129 37H130V36H129ZM259 37L262 38V35H261V36H258V38H257L259 41H261L263 38H262V39H259ZM131 38H132V37H131ZM131 38H129L128 40L130 41ZM142 38H143V37H142ZM145 38H147V37H145ZM148 38L150 39V38H152V37L150 36V37H148ZM148 38H147V39H148ZM218 38H219V37H218ZM126 39H127V38H126ZM149 39H148V40H149ZM156 39H157V38H156ZM223 39H224V38H223ZM257 39H256V40H257ZM133 40H135V38H133L132 41H133ZM150 40H151V39H150ZM180 40H181V39H180ZM221 40H222V39H221ZM224 40H225V39H224ZM258 40L255 41V42H254V40H253V42L250 41L251 44L248 42V43H249L248 46L244 45L247 49H245V48H244V49H243V48L240 49V48H239V44H238V45H237V43L234 44L235 47H234L233 51L230 50V51H228V54L226 53L227 55L225 54L226 57H228V60L226 59V61L224 62V63H225V66H226V64H227V68H225V69H226V72H224V70H222V71L224 72V75H223V72H222V71H221L222 74H221V72H220V73H219L220 76L218 75L219 77H216L217 79L214 78V72H213V74L211 75L212 78H213V80H214V82H215V87H220V88H221V86H222L223 88H226V87H227L229 93L232 91V88H233V93L231 92V93L229 94L230 98L234 97L233 99H235V100H239V101H241V103L243 102V105H244V103H248V105L250 104V105H249L250 108H249L248 105H247L246 107H245V106H242L241 110H242L244 113H245V112H247V113H245V116H246V117H245V116L243 115V112H242V113H241V114H242L241 117H243V118L245 117V119L249 117V118H248L249 120H248V119H247V120H248V121H250V120L252 121L253 127H249V129H247V128L245 127V125H246V126L248 125V121L246 120V121H247V124H246V123H243V122H242V121L245 120V119H242L241 123H242V124H245V125H244V127H243L244 129H241V128H242L241 126H243V125H240V124H239V127H240V131H239V132H241V135H239V133H238V138H239L238 141H241V140H240L241 138H240L239 136H242V132H243V134H246L247 132H251L252 130L255 131V129L258 128V126L261 127L262 123L264 122V43H263V41L261 42L262 44H261V43H258ZM184 41H185V40H184ZM219 41H220V40H219ZM222 41H223V40H222ZM229 41H230V40H229ZM247 41H248V40H247ZM136 42H138V40H137ZM156 42L159 43L160 41H156ZM215 42H216V41H215ZM130 43H131V41H130ZM134 43H135V41H134ZM138 43H139V42H138ZM148 43H149V42H148ZM150 43H152V42H150ZM150 43H149V44H150ZM245 43H246V42H245ZM245 43H244V44H245ZM143 44H144V43H143ZM138 45H139V44H138ZM150 45H151V44H150ZM220 45H221V44H220ZM228 45H229V44H228ZM241 45H242V44H241ZM137 47H138V46H137ZM146 47H147V46H146ZM150 47H151V46H150ZM242 47H243V46H242ZM223 48H224V47H223ZM223 48L221 47L220 49L223 50ZM147 49H148V48H147ZM220 49H217V51L219 52ZM148 50H149V49H148ZM166 50H167V49H166ZM215 50H216V49H213V51H215ZM226 50H227V49H226ZM149 51H150V50H149ZM189 51H190V50H189ZM87 52H88V51H87ZM215 52H216V51H215ZM215 52H214V53H215ZM221 52H222V51H221ZM221 52H220L219 54L222 55L223 53H221ZM223 52H224V51H223ZM216 53H217V52H216ZM216 53H215V56L218 55V54H216ZM183 54H184V53H183ZM208 54H211V52L208 53ZM208 54H207V55H208ZM179 55H180V54H179ZM197 55H199V53H198ZM197 55H196V56H197ZM212 55H213V53H212ZM201 56H202V55H201ZM208 56H209V55H208ZM185 57H186V56H185ZM192 57H193V55H191V59H192ZM194 57H195V56H194ZM199 57H200V56H199ZM211 57H213V56H211ZM213 58L215 59V57H213ZM213 58H212V59H213ZM219 58H220V56H219ZM223 58H224V56H223ZM189 59H190V57H189ZM199 59H202V58H199ZM199 59H196V58H195V61H196V60H199ZM203 59H204V61H206L207 59L209 60V59H211V58H207V56H206V58L204 57ZM203 59H202V60H203ZM205 59H206V60H205ZM212 59L209 60V61H212ZM217 59H218V58H217ZM217 59H216V60H217ZM220 59H221V58H220ZM220 59H219V60H220ZM84 60H86V59H84ZM179 60H180V59H179ZM187 60H188V58H187ZM192 60H193V59H192ZM202 60H201V61H202ZM221 60H224V59H221ZM221 60H220V61H221ZM158 61H160V60H158ZM166 61H167V60H166ZM166 61H163V63L166 62ZM193 61H194V60H193ZM138 62H139V60H138ZM161 62H162V61H161ZM172 62H173V61H172ZM190 62H192V61H190ZM199 62H200V60H199ZM207 62H208V61H207ZM207 62H204V63L207 64ZM226 62H227V63H226ZM158 63H159V62H158ZM197 63H198V62H197ZM197 63H194V64L192 63V64L195 66V64H197ZM209 63H210V62H209ZM119 64H120V63H119ZM160 64H161V63H159V66H162V65H160ZM168 64H169V63H168ZM168 64H167V65H168ZM176 64H177V63H176ZM222 64H223V63H222ZM222 64H221V65L219 64V65H220L221 67H223L224 65H222ZM157 65H158V64H157ZM193 65H192V66H193ZM198 65H199V64H198ZM198 65H197V66H198ZM169 66H170V65H169ZM179 66L181 67L182 65L180 64ZM179 66L177 67L178 69H179ZM197 66L195 67V69H196V73L198 72L197 70H199V67H200V68H201V66L203 67V64H202V65H199L198 67H197ZM206 66H207V65H206ZM209 66H210V65H209ZM12 67H14V65H13ZM123 67H124V66H123ZM123 67H122V69H124ZM157 67H158V66H157ZM170 67H171V66H170ZM174 67H176V65H174ZM182 67H183V66H182ZM184 67H185V65H184ZM187 67H188V66H187ZM168 68H169V67H168ZM197 68H198V69H197ZM204 68H205V67H204ZM209 68H210V67H209ZM157 69H158V68H157ZM166 69H167V68H166ZM171 69H172V67H171ZM180 69H181V68H180ZM180 69H179V70H180ZM184 69H185V68H184ZM188 69H189V68H188ZM202 69H203V68H202ZM213 69H215V68L213 67ZM219 69H222V68H219ZM163 70H164V69H163ZM163 70H162V73L164 72ZM176 70H177V69H176ZM186 70H187V69H186ZM204 70H205V69H204ZM130 71H131V70H130ZM134 71H135V70H134ZM167 71H168V69H167ZM170 71H171V70H170ZM183 71H184V70H183ZM193 71H194V70H193ZM210 71H212V69H211ZM219 71H220V70H219ZM132 72H133V71H132ZM168 72H169V71H168ZM171 72H172V71H171ZM201 72H202V70H201ZM201 72H200V73H201ZM231 72H234V73H231ZM235 72H238V73H235ZM244 72H246V73L248 74V75H247V76H249L248 78L251 77V78H250L251 81H248L249 79H248V80L246 79V76H244L246 73H244ZM169 73H170V72H169ZM204 73H205V71H204ZM210 73H211V72H210ZM163 74H165V72H164ZM171 74H172V73H171ZM185 74H186V73H185ZM217 74H218V71H217ZM243 74H244V75H243ZM168 75H169V74H168ZM173 75H174V74H173ZM178 75H180V74H178ZM178 75H177V76H178ZM221 75H223V76H221ZM136 76H137V75H136ZM161 76H163V75L161 74L160 77H161ZM169 76H170V75H169ZM183 76H184V74H183ZM205 76H207V75H205ZM211 76H210V77H211ZM171 77H172V76H171ZM175 77H176V75H175ZM189 77H190V76H189ZM200 77H201V76H200ZM202 77H203V76H202ZM220 77H221V78H220ZM117 78H118V77H117ZM120 78H121V76H120ZM166 78H167V76L165 77V79H166ZM168 78H170V77H168ZM206 78H207V77H206ZM206 78H205V80H208V79H206ZM208 78H209V77H208ZM172 79H174V78H172ZM172 79H171V81H174V82H175L176 78H175V80H172ZM179 79H180V77H179ZM179 79L176 80L177 86H179V85H178V81H179ZM185 79H186V78H185ZM210 79H211V78H210ZM215 79H216V80H215ZM138 80H139V79H138ZM169 80H170V79H169ZM199 80H201V79H199ZM205 80H204V79L201 80V83H202V85H205V88L208 87V86H206L207 84H208V85H211V84L213 85V83H214V82L212 81L213 83L210 84V82H208V83L206 84V81H205ZM245 80H247V81L245 82ZM162 81H163V80H161V82H160V81H159V82H160L161 84H163ZM180 81H181V80H180ZM116 82H117V81H116ZM129 82H130V81H129ZM164 82H165V81H164ZM169 82H170V81H169ZM182 82H183V81H182ZM182 82H181V83H182ZM247 82H248V83L251 82L250 84H252V86H251V85L249 86V84H248ZM160 83H159V84H160ZM165 84H166V83H165ZM165 84H164V85H165ZM169 84H170V83H169ZM179 84H180V83H179ZM196 84H197V83H196ZM0 85H1V84H0ZM117 85H118V84H117ZM197 85H198V84H197ZM202 85H201V87H202ZM217 85H218V86H217ZM162 86H163V85H162ZM164 87H165V86H164ZM175 87H176V86H175ZM179 87H181V85H180ZM197 87H199V85H198ZM203 87H204V86H203ZM133 88H134V87H133ZM135 88H136V87H135ZM176 88H178V87H176ZM193 88H194V87H193ZM162 89H163V88H162ZM134 90H135V89H134ZM129 91H130V90H129ZM174 91H175V90H174ZM170 92H171V91H170ZM126 93H127V92H126ZM132 93H133V92H132ZM148 93H150V92H148ZM118 94H119V93H118ZM150 94H151V93H150ZM150 94H149V95H150ZM152 94H153V92H152ZM175 94H176V93H175ZM177 94H178V93H177ZM231 94H232V95H231ZM116 96H119V95H116ZM145 96H146V95H145ZM150 96H151V95H150ZM171 96H173V94H172ZM231 96H232V97H231ZM121 97H122V96H121ZM148 98H149V97H148ZM173 98H174V97H173ZM177 98H178V97H177ZM129 99H130V98H129ZM150 99H151V98H150ZM233 99H232V100H233ZM118 100H119V99H118ZM120 100H121V99H120ZM120 100H119V101H120ZM128 101H129V100H128ZM171 101H172V99H171ZM126 102H127V101H126ZM172 102H174V101H172ZM235 102H236V101H235ZM174 103H175V102H174ZM147 104L150 105L151 103L148 102ZM233 104H234V103H233ZM236 104H237V102L235 103V106L237 107L239 104H237V105H236ZM148 105H145L146 107L144 106L146 110H147V107H149ZM117 106H118V105H117ZM153 106H154V105H152V107H153ZM47 107H48V106H47ZM154 107H155V106H154ZM154 107H153V108H154ZM208 107H209V105H208ZM240 107H241V106H240ZM240 107H238V110H239V111H240ZM155 108H156V107H155ZM155 108H154V109H155ZM173 108H174V107H173ZM192 108H193V107H192ZM210 108H211V107H210ZM243 108L245 109V111H244ZM247 108H248V109H247ZM112 109H113V108H112ZM140 109H141L142 112H143V109H142V108H140ZM156 109H157V108H156ZM211 109H213V107H212ZM211 109H210V111H211ZM246 109H247L248 111H247ZM113 110H114V109H113ZM121 110H122V109H121ZM121 110H120V112H121ZM148 110H149V109H148ZM176 110H177V109L175 108V111H176ZM207 110H208V109H207ZM207 110H206V111H207ZM232 110H233L232 113H235V110H236V109H232ZM249 110H250V111H249ZM43 111H44V110H43ZM50 111H51V110H49V113H51ZM71 111H72V110H71ZM175 111H174V112H175ZM178 111H179V110H178ZM239 111H236L237 114H239ZM30 112H32V111H30ZM138 112H139V111H138ZM144 112H145V111H144ZM144 112H143V114H144ZM156 112H157V111H156ZM156 112H155V113H156ZM164 112H165V111H164ZM176 112H177V111H176ZM204 112H205V110H204ZM204 112H203V113H204ZM212 112H213V111H212ZM212 112H211V113H212ZM240 112H241V111H240ZM41 113H42V111H41ZM41 113H40V116L43 115V114H41ZM45 113H47L46 110H45ZM49 113H48V114H49ZM149 113H150V112H149ZM152 113H153V112H152ZM171 113H172V112H171ZM177 113H178V112H177ZM177 113H175V114L177 115ZM200 113H201V112H200ZM203 113H201L202 116L205 115V114H203ZM208 113H209V112H208ZM213 113H214V112H213ZM213 113H212V115H213ZM7 114H8V113H7ZM48 114H47V115H48ZM117 114H118V113H117ZM143 114H142V115H143ZM161 114H163V113H161ZM186 114H187V113H186ZM70 115H71V114H70ZM118 115H119V114H118ZM171 115H172L171 118L174 119V118H175V117H173L174 114H171ZM194 115H195V116H193V117H195L194 119H198V120H199V118H200L201 115L199 114V115H198V116H199L198 118L196 117V114H195V113H194ZM206 115H207V113H206ZM0 116H1V115H0ZM20 116H21V115H20ZM20 116L18 115V118H19ZM33 116H34V115H33ZM38 116H39V115H37V117H38ZM40 116H39V117H40ZM43 116L46 117L45 114H44ZM184 116H185V115H184ZM184 116H182V117L185 118ZM238 116H240V114H239ZM247 116H248V117H247ZM48 117H49V115L47 116V118H48ZM62 117H63V116H62ZM142 117H143V116H142ZM148 117H149V116H148ZM161 117H162V116H161ZM164 117L166 118L167 116H164ZM164 117H163V118H164ZM193 117H190V118H192L191 120H193ZM208 117H212V116L209 115ZM13 118H15V117H13ZM40 118H43V117H40ZM158 118H159V117H158ZM190 118H189V119H190ZM6 119H7V118H6ZM35 119H36V118H35ZM37 119L40 120L39 118H37ZM37 119H36V120H37ZM64 119H65V118H64ZM159 119H160V118H159ZM159 119H157V120H159ZM172 119H171V120H172ZM189 119H186V118H185V120H187V121H189ZM240 119H241V118H240ZM13 120H14V119H13ZM38 120H37V121H38ZM44 120H46V118H44L42 121L44 122ZM48 120H49V118H48ZM48 120H46V121H48ZM153 120H154V117H153ZM166 120H167V119H166ZM166 120H165V125L163 124L162 120H160L161 123H162V127H163V125H164V127L166 128V122H167ZM171 120H170V122L172 123ZM175 120H176V119H175ZM206 120H207V119H206ZM9 121H10V120H9ZM11 121H12V120H11ZM11 121H10V123H11V124H14V123L11 122ZM17 121H19V120H17V116H16V118H15V123H16ZM46 121H45V122H46ZM160 121H158L159 124H160ZM173 121H174V120H173ZM187 121H185V123H186ZM38 122H39V121H38ZM38 122H37V124H38ZM92 122H93V120H92ZM168 122H169V120H168ZM177 122H178V121H177ZM177 122H176V123H177ZM239 122H240V121H239ZM244 122H245V121H244ZM0 123L3 125V127H5V126L8 127V128H7V131H8V132H5V133H7V136H6V138H5L6 140H4L5 145H6V146H9V145H15V146L17 147L15 152L18 154V155H17V154H15V152L12 153V152L9 151V153H12V158L9 157V159H11L12 162L14 161L13 159H15V161H17V160H18V161H17L16 165H14V166L16 167L15 170L12 169V168L14 167L13 165H12L13 167H10V165H11V164H14V163H12V162L9 161L10 165L8 164V167L5 168V170H6V172H7V171H8V172L12 171L13 173H12V174H9V175H11V176H9V175L7 176V178L9 177L8 179H6V178L3 179V183L1 182L2 185H3L4 182H5L6 180H10V178L13 177V174H14V175L16 174V169H17V172L19 171V169H20V163H18V162H21V161L24 162L25 159H24V157L22 158V157L20 156V154H21V155L24 154V153H23V149H20L21 147L18 148V146L21 145V144L19 145L18 142L21 141V143H22V141H23V138H22L23 134L18 135V137H19V138H18V137H16L17 131H16L15 134H14V133L12 134L11 131H9L10 128L12 129V127L15 126V125H11V124H10L12 127H11L9 124L6 125V124L4 123V121H3V119H0ZM19 123H22V122H21V119H20ZM46 123H48V122H46ZM96 123H97V122H96ZM152 123H155V121H153ZM171 123H170V124H171ZM176 123H175V121H174V123H172L174 126L171 124V125H172V126H171V129H172L173 131H174L175 128H176V127H175V126H176ZM181 123H182V122H180V120H179V124H180V125L177 123L178 126H181ZM22 124L24 125V123H22ZM22 124H18V125H22ZM39 124H40V123H39ZM42 124H43V123H42ZM50 124H51V123H50ZM89 124H91V122H90ZM94 124H95V123L93 122L92 125H94ZM197 124H199V123H196V124L194 123V125H196V126H197ZM200 124H201V122H200ZM200 124H199V125H200ZM152 125H153V124H152ZM155 125H156V123H155ZM168 125H169V124H168ZM168 125H167V126H168ZM182 125H184V124H182ZM194 125H193V126H194ZM254 125H255V126H254ZM24 126H25V125H24ZM24 126H22L21 128L24 129ZM68 126H69V125H68ZM94 126H95V125H94ZM159 126H160V125H159ZM178 126H177V127H178ZM193 126H191L192 129H190V132L187 130L190 134H191V133L193 134V131H192V130L196 127V126H194V127H193ZM201 126H202V125H201ZM262 126L264 127V124H263ZM15 127H16V126H15ZM19 127H20V126H19ZM26 127H27V126H26ZM26 127H25V128H26ZM43 127H44V126H43ZM87 127H91V125H88ZM96 127H97V126H95V128H94L95 130H93V129L91 130L90 128H89V129L87 128L88 131H89V130H90V131H93V132L90 133L91 135H89V136H92V135L94 136V135H95L96 137H93V136H92V138H96L95 141H96L97 139L99 140L100 137L106 139V138L103 137V135H102L103 132L101 133L102 136H100L99 138H97V136H98L99 134H98L97 132L95 133V131H96ZM99 127H100V126H99ZM99 127H98V128H99ZM162 127H161V128H162ZM168 127H169V129H170V126H168ZM173 127H174V129H173ZM186 127H187V126H186ZM199 127H200V126H198V127H196V128L199 129ZM254 127H255V128H254ZM263 127H262V129H263ZM13 128H14V127H13ZM16 128H17V127H16ZM28 128H29L30 130H32L34 127L31 129V128L28 126ZM58 128H59V127H58ZM91 128H92V127H91ZM106 128H108V130H109V127H106ZM165 128H163V129H164V132H168V133H169V132H170L169 129L166 128V130H165ZM187 128H188V127H187ZM196 128H195V129H196ZM114 129H116L115 131L117 132V128H114ZM18 130H19V129H18ZM21 130H22V129H21ZM21 130H20V131H21ZM30 130L26 129V131H30ZM102 130H103V129H102ZM106 130H107V129H106ZM108 130H107V131H108ZM119 130H120V129H119ZM167 130H168V131H167ZM172 130H171V132H172ZM196 130H197V129H196ZM199 130H200V129H199ZM246 130H247V131H246ZM256 130H257V129H256ZM46 131H47V129H46ZM159 131H160V130H159ZM258 131H260V130H258ZM263 131H264V129H263ZM3 132H4V131H3ZM152 132H153V131H151V133H152ZM171 132H170V133H171ZM197 132L199 133V131H197ZM261 132H262V130H261ZM23 133L25 134V131H24ZM118 133H119V132H118ZM122 133H123V132H122ZM151 133H150V136L153 135V134H151ZM160 133H161V132H160ZM170 133H169V134H170ZM178 133H179V132H178ZM178 133H177V134H178ZM189 133H187V136H188ZM198 133H196V134H198ZM257 133H260V132H257ZM262 133H264V132H262ZM262 133H260V134H262ZM115 134H116V133H115ZM115 134H114V136H116ZM156 134H158V133H156ZM161 134H162V136H164L163 133H161ZM169 134H167V135L169 136ZM174 134H175V132H174ZM180 134H181V133H180ZM184 134H185V133H184ZM190 134H189V135H190ZM192 134H191V135H192ZM247 134H249V133H247ZM247 134H246V135H247ZM119 135H120V134H118V136H119ZM165 135H166V134H165ZM191 135H190V136H191ZM246 135H244V136H246ZM250 135H251V134H250ZM250 135H248V136L245 137L246 139H250V140H247V141H249V142H251V139L253 140V138H250V137H254V136H252V135L250 136ZM35 136H36V135H35ZM49 136H50V134H49ZM110 136H111V135H110ZM171 136H173V135H171ZM181 136H182V135H181ZM185 136H186V135H185ZM185 136H183V137H185ZM187 136H186V139H187V141L190 142V140H188V139H191V138H190L189 136H188V137H187ZM244 136H242V140H243ZM249 136H250V137H249ZM262 136H263V135H262ZM20 137H21V138H20ZM24 137H25V136H24ZM33 137H34V136H33ZM116 137H117V136H116ZM116 137H115V138H116ZM119 137H120V136H119ZM132 137H133V136H132ZM151 137H152V136H151ZM183 137H182V138H183ZM247 137H248V138H247ZM17 138H18V139H17ZM47 138H48V134H47ZM90 138H91V137H90ZM92 138H91V139H92ZM108 138H109V136L107 137V140L105 141V143H104V141H103V143H104L105 145H106V143L108 142ZM117 138H118V137H117ZM245 138H244V140H245ZM254 138H255V140H256L257 137H254ZM262 138H264V136H263ZM20 139H21V140H20ZM28 139L30 140L31 138H28ZM32 139H33V138H32ZM40 139H41V138H40ZM91 139H89V137H88V140H90L89 142L92 141V143H91V147H92L93 144L95 143V141H93L94 139H92V140H91ZM104 139H103V140H104ZM124 139H125V138H124ZM175 139H176V138H175ZM175 139H174V140H175ZM38 140H39V139H38ZM43 140H44V139H43ZM43 140L41 139L40 142H42ZM67 140H68V139H67ZM109 140H110V138H109ZM128 140H129V139H128ZM137 140H138V139H137ZM137 140H136V141H137ZM164 140H166V139H164ZM164 140H163V142H164ZM167 140H168V139H167ZM179 140H181V138H180ZM191 140H192V139H191ZM244 140H243V141H244ZM255 140H253V141H255ZM35 141H36V140H34V142H35ZM44 141H45V140H44ZM117 141H118V140H117ZM170 141H172V140H171V137H170ZM259 141H260V140H259ZM89 142L87 143L88 145H89ZM109 142H111L110 145H111V144L113 145V143H112L111 140H110ZM134 142H135V140L133 141V143H134ZM138 142H139V141H138ZM155 142H156V140H155ZM155 142H152V143H155ZM161 142H162V141H161ZM161 142H160V144L157 143V146H156V147H159L160 150H161V148H160ZM175 142H176V141H175ZM191 142H192V141H191ZM197 142H198V141H197ZM17 143H18V144H17ZM28 143H32V141L30 140ZM42 143H43V142H42ZM42 143H40V144H42ZM76 143L78 144V142H76ZM116 143H117V142H116ZM130 143H131V142H130ZM135 143H137V142H135ZM179 143L181 144L180 141H179ZM185 143H186V142H185ZM185 143H184V144H185ZM245 143H246V142H245ZM253 143H256V141L253 142ZM257 143H258V141H257ZM26 144H27V143H26ZM38 144H39V143H38ZM82 144H83V143H82ZM143 144H144V145H143ZM143 144L140 145V146L143 148L144 151L142 150V148H141V150H142V152H143L145 155H146V153H147V154H151V152H155V151H151L150 153L147 152V151H150V150H151L150 148H151L152 145H151V146H148V145H147V142H144ZM145 144H146L147 146H145ZM176 144H177V143H176ZM182 144H183V143H182ZM184 144H183V145H184ZM186 144H187V143H186ZM190 144H191V143H190ZM22 145H23V143H22ZM94 145H95V144H94ZM96 145H97V144H96ZM96 145H95V147H96ZM110 145L106 146V147H108V148H107L108 150H109ZM132 145H133V144H132ZM155 145H156V144H153V147H154V148H155ZM158 145H159V146H158ZM169 145H170V143H169ZM177 145H178V144H177ZM183 145L177 146L178 150L175 149L176 152H177V151L180 152V150H182L181 153H179V155H178L177 153H175V152L173 151L174 154L171 153V157H172V155H175V154L178 155V156H180V157H181V155L184 157V156H186L187 154H190V153H187V152H185L186 154L183 153V148H184V146H185V145H184V146H183ZM251 145H252L251 147H253V148L250 149V150H252V152H255V151H256V156H257V153H258V152H260L261 154H264V143L261 144L260 146H256L257 144L253 146L252 143H251ZM15 146H12V148L14 149ZM28 146H29V145H28ZM28 146H27V145L25 146L26 149H28ZM78 146L81 147L82 149H84V147L86 148L85 145L82 147V146H81V143H80V145L78 144ZM78 146L76 145V146H74V147H76V149H78L77 152L79 153V148H78ZM117 146H118V145H117ZM140 146H139V148H140ZM161 146H162V145H161ZM181 146H183V148H182ZM186 146H188V148H190L189 145H186ZM192 146H193V145H192ZM199 146H200V145H199ZM248 146H250V144H248ZM9 147H10V146H9ZM22 147H23V146H22ZM41 147H42V145H41ZM67 147H68V145H67ZM71 147H72V146H71ZM71 147H68L67 150H69V148H70V149H74L73 147H72V148H71ZM97 147H98V146H97ZM130 147H131V149H130ZM165 147H166V146H165ZM169 147H170V146H169ZM179 147H181V149H179ZM238 147H239V146H238ZM242 147L244 148L243 145H242ZM251 147H250V148H251ZM113 148H114V147H113ZM132 148H133V146L129 145V147L127 148V151L129 150L131 153H133L134 148H133V149H132ZM136 148H138V147H136ZM154 148H153V150L156 149V148H155V149H154ZM162 148H163V147H162ZM175 148H176V147H175ZM193 148H196V147L193 146ZM199 148H200V147H199ZM256 148H257V149H256ZM46 149H47V147H46ZM46 149H45V150H46ZM92 149H93V148H92ZM159 149H157V150H159ZM197 149H198V148H197ZM200 149H201V148H200ZM244 149H245V148H244ZM14 150H15V149H14ZM18 150H19V151H18ZM38 150H39V148H38ZM40 150H41V149H40ZM80 150H81V149H80ZM93 150L96 151V148H94ZM119 150H120V149H118V151H119ZM166 150H167V149H166ZM166 150L162 149L163 152H161V151H159V152L164 153V151H166ZM172 150H173V149H172ZM172 150H171L170 152H172ZM191 150H193V149H191ZM239 150H240V148H239ZM241 150H242V148H241ZM241 150H240V151H241ZM245 150H246V149H245ZM245 150H244V151H245ZM7 151H8V150L4 151V152H6L5 155H8V154H7ZM21 151H22V153H21ZM33 151H34V150H33ZM41 151H42V150H41ZM75 151H76V150H75ZM75 151H73V153H71L72 155L70 154L71 156L69 155L68 157L70 158V157L76 155L77 152L74 154ZM81 151H82V150H81ZM84 151H85V150H84ZM84 151H82V152H84ZM95 151H94V152H95ZM114 151H115V149H114ZM114 151H113V149H112L111 152H110V151H108V152H110V153H112V154L114 155V153L117 152V151H115V152H114ZM122 151H124V149L121 150V152H122ZM129 151H128V152H129ZM134 151H135V150H134ZM184 151H185V149H184ZM189 151H190V150H188V152H189ZM18 152H19L20 154H19ZM43 152H45V151H43ZM113 152H114V153H113ZM121 152H120V153H121ZM170 152H169V153H170ZM195 152H198V150L195 151ZM195 152H194V153H195ZM242 152H243V151H242ZM246 152H247V151H246ZM30 153H31V152H30ZM30 153H29V154H30ZM33 153H34V152H32V156L34 157V154H33ZM101 153H102V152H101ZM118 153H119V152H118ZM123 153H124V152H123ZM125 153H126V151H125ZM125 153H124V154H125ZM134 153L137 154V152H134ZM134 153H133V154H134ZM166 153H167V152H166ZM166 153H165V155H169V156H170V154H166ZM192 153H193V151H192ZM41 154H42V153H41ZM93 154H94V153H93ZM95 154H96V153H95ZM95 154H94V156H93V158H94V162L92 161L93 163L96 162V165L94 164V167L97 166L98 169L100 168L99 171H100L101 169H102L103 171H104L105 169L108 170L107 173H105L106 170H105L104 172L101 171V173L99 172V174H102V173H105V174H102L101 177H98V182H97V180L95 179V178H96V174H95V178H94V179H95L94 181L96 182V184H99V185H97V186L100 187L99 189H98V187H97L99 193H97L98 196H97L96 200H98V202L100 203V206H102V203H103V206H104V205L106 204V203H104V201H105V202H109V201H108V197H109V199H110V195H109V194H111V193L109 192V191H110L109 189H110L111 187H107V185H110V184H111L110 182H111L112 180H110V179H113V178L116 177V178L119 180V178L122 179V177H120V175L118 176V173H115V172H112V173H111V172H110V169L106 167L107 165H106L105 161L102 160V158H101V161H100V158H99V161H100L101 164H100L99 162H97L98 159L95 158V157H96L97 154H100V153H97L96 155H95ZM102 154H103V153H102ZM102 154H101V157L104 156V155L102 156ZM107 154H108V153H107ZM124 154H123V155H124ZM136 154L134 155V157L136 156ZM153 154H154V153H152V155H150V156L148 155V156L151 157L152 159H154V157H152ZM180 154H181V155H180ZM183 154H184V155H183ZM242 154H243V153H242ZM247 154H248V153H247ZM247 154H245V155H247ZM5 155H4V156H5ZM13 155H14V156H13ZM137 155H138V156H136V157H137L136 160H139V159H138V158H139V153H138ZM154 155H155V154H154ZM158 155H159V154H158ZM163 155H164V154H163ZM165 155L163 156V157H164V160H161V159L158 160V161H157V166H153V170L155 169L154 167H156V169H157V170L155 169V170L157 171V173H158L157 176H156V177H155V176L153 177V176L150 175V171H152V169H151L152 166H151V167H149V168H150V171H148V172H142V171L139 172L140 177H141V181H140V177H137V175H138L137 173H136V175H134V174L124 175L123 172H126V171H122V170H124V168H123L124 163H123V166L120 167V168H123V169L120 170V171L122 172V175H121V176L126 177L127 180H126V182L124 181L123 183H121V185L123 184L122 186H124V188H122V190H125V194H126V192H127L126 195H127L128 198H127L126 200H121V203L118 202L117 204L120 205V207H121V204H122V205H123V208H124V205H125V204H126L127 206H130V207H129L130 209L126 208V209H127L126 211H125L124 209L121 210V212L124 211V212H122V215H121L120 212H119V214H118V216L121 215V216L124 218V220L127 221V225H126V226L123 225V226H122V229H120L121 227H117L118 224H112V223H110L109 225L104 224V225L102 226V228H101L102 231H101L100 233L97 232V233H94V234H93V236H92V242H93L94 244L96 243L97 245H99L100 248L103 247V248H104V249H103L104 252H106V254H108V255L110 256V258H112V259L114 258L113 256L116 255V254H115L116 252H115V253H112V251H110L109 248H111V249L113 248V250H114V248H118V247H120V249L118 248V251H119V252L117 251V249L114 250V251H117V253H120V251H121V249H122V250H126V252H127V251L129 252V254H128L127 256L124 257V258L126 259V260H125V261H126V262H125L126 264H150L151 262H149L148 259H150V258L152 259V256H150L148 253L144 254V252H146V251L144 250V249H145L144 247H145L146 245H142V244L146 243V242H145L146 239L143 238L144 235L141 237V238L144 239V241L141 242L140 245H138V240L136 241V238H137V237L135 238V237H134L135 235L133 234V231H134L135 229H134V227H133L134 230H133L132 228H130V225H131V224H132V225H131V227H132V226H134V225H137V224L140 223V222H141L143 225H145V223H147V222H148V223L150 222V223H152V224H151L152 226L149 225V227H150V230H152V231H153V230H156V228H163V229H164V228H167L168 226H170V227L167 228V229H169V231H164V232H171L172 234H171V233H168V234H170V235H167V236H168V237H167V240H166L165 238H164V240H163V238H162L161 241H166V243H168V244L165 245L166 243L163 242V243H164V246H168V247L170 246V247H171L170 249H172V250L175 252V254H173V253H169V254L172 255L171 257L173 258V260H172L171 257H170V259L172 260V262H174V261L177 259V258H176V254H178L177 256L180 257V256H179V254H180L179 252H180V251H184L183 249H187V247H188L189 250H191V248L193 247V248H192V249H193V250H192L193 253H192V251L189 252V250H188V251L185 250V252H186V251H187V253L189 252L190 254H189V253H188V254L191 255V256H192V254H194L193 257H195V258H197V256H196L195 253H197V254H199V255L201 254V253H198V250H200L199 252H201V251H202L201 248H203V251H204V250H206L207 247H208L207 250L210 251V255L208 254L209 252H208V253H207V252H203V253H204L205 255L208 254L209 257H211V254H213V253L215 252V253H214L215 255H214V256L212 255V257H215V256H216V253H217V249H215V248H216V247L218 248V246H219V249H223V250L220 251V252H221V255H222L223 258H225L227 254H228V255H229V254L231 255L232 253H233V254H232L231 256H233V255L236 254V255L239 257V255H238L237 253H238L239 251H240V252H241V251L243 252V250H241L243 247L240 248V250H239L238 252H237L238 249H237V248L235 249V247H238V245H240V246L242 245L241 243H237V242H242V240H243V239L241 238L242 235L240 236V239H239V238H238L237 236H235V234H234V233H237L238 231L236 232V230L234 229V233L230 232V231L233 230V226L235 225L236 220H232V222H234V223H230L231 220L227 219V217L223 216V217L226 218V220H225V218H223L222 216H220V215L217 214V215L219 216V218L222 217V218L225 220V221H224V220L222 219L225 223H227V221H229V223L231 224V227H230L229 229H227V230H226V227H227L228 225L224 223L223 226L225 225V226H224V227H225V229H224L225 231H228V230H229L230 234H228V236L234 234L233 236H230V237L232 238V240H231V239H230V240L235 242V243L232 242L234 245L230 242V245H232L233 247H231V246L228 245V244H229L228 239H229L230 237H229V238H228V236L224 237V236H225V233H227V232L224 231V232H225V233H224L223 231H221V230L224 228L223 226L221 227V225H218L219 223H217V226H218V227H221V228H220L221 230H218V228H217V232H218V234H216L217 232L215 231V229L213 230V228L217 227V226H216V222H219V221H218L219 219H217L218 216H217L213 211L211 212V210H212V209L216 210V209L218 208L217 203H218L219 201H222V200H219V201H218V200L216 199V200L218 201V202L216 203V201L214 200V198H212V196H211L212 194H213V196L215 195L217 189H216V188L213 189V190L216 189L215 192L212 190L211 185H213V184H211V182H210L211 185L209 184L210 187H209V185L207 186V183H205V184L203 183V184H202L203 186H201L202 189H203L204 185H206L207 188H208L209 190L211 189L212 192H209V190L202 191V192H206V193L208 192L210 195L207 193L208 195L206 196V193H203V194H205V195L202 196L201 192H200V193L198 192L199 190H201V189L199 188V190L197 191V194H198V195L201 194V195H200L201 198H199L198 196H197V198L193 197L192 195L196 196V194H193V193H195V190H196L195 186H197V185H195V183H196L197 181L194 183V180H195V178H194V174L192 175V174L190 173V174H191V175H190V174L187 173V174H188V178H186V180H190V181H187V183H188V182H189V183H192V181H193V183L190 184V185H194V186H190V185L187 184V183H186V186H185V184H184L185 179H183V178H184L183 176H185V174L182 176L181 174H179V170L176 171V170L179 169V168L181 169V168L183 167V164L186 165L187 163H190V162H186V161L183 162V161H180L179 163L182 164V166L180 165L181 167L178 165L179 163L177 164V162H175V163H176V165H175V163H174L175 167L179 166V168L177 167L176 169H175V168L173 169V167H172V165H173L172 163H173V162H172L171 165H170V164H169V163H170V160H169V159H166V160H165V158H168V157H166ZM191 155H192V154H191ZM191 155H189V156L187 155L188 157H187L186 159H187L188 161H190L188 158L191 157ZM194 155H196V154H194ZM194 155H193V156H194ZM9 156H11V155L9 154ZM22 156H23V155H22ZM30 156H31V155H30ZM77 156L79 157V154H77ZM81 156H83V155H81ZM109 156H110V154H109ZM131 156H132V157H131V160H132L133 155H131ZM146 156H147V155H146ZM148 156H147V159H149ZM251 156H252V155L249 156V154H248V156L245 157V158H247V161H248L247 164H250V165H249V169H251V170L253 169V171L255 172L254 180H252L253 178H251V177H249V179L251 178V180H252L253 182H254V181L257 182V181L259 180V186H260V185H263V186H261L260 189L263 190V189H264V168H263L264 166H263V164H262V167H261V168H263V169H260V168H259L260 165H259V166H256L255 163H252V161H253L254 159H250L251 161L248 159V158L251 157ZM15 157H16V158H15ZM78 157L75 156V157H72V158H77V159H78ZM85 157H86V156H85ZM99 157H100V155H99ZM104 157L106 158V156H104ZM119 157H120V155L117 156V157H115V158H117V159L114 158V160H115V161L118 160V161L120 162V159H121L122 156L120 157V159H119ZM127 157H128V156H127ZM136 157H135V158H136ZM159 157H160V155H159ZM161 157H162V156H161ZM171 157H170V158H171ZM194 157H195V156H194ZM194 157H192V158H194ZM241 157H243V156H240V158H241ZM261 157H262V155H261ZM31 158H32V157H31ZM60 158H61V157H60ZM63 158H64V157H63ZM80 158H81V157H80ZM80 158H79V159H80ZM151 158H150V160H151ZM155 158H156V157H155ZM172 158H174V156H173ZM172 158H171V159H172ZM175 158H179V157L176 156ZM184 158H185V157H184ZM251 158H253V157H251ZM16 159H17V160H16ZM57 159H58V157H57ZM65 159H68V158L66 157ZM81 159H82V158H81ZM83 159L85 160V158H83ZM96 159H97V160H96ZM103 159H104V158H103ZM133 159H134V158H133ZM158 159H159V158H158ZM179 159H180V158H179ZM48 160H50V159H48ZM52 160H53V159H52ZM106 160H107V159H106ZM110 160H111V159H110ZM167 160H169V161H167ZM174 160H175V161H179L178 159H174ZM180 160H182V159H180ZM261 160H262V159H261ZM15 161H14V162H15ZM53 161H54V160H53ZM59 161H61V163L63 162L62 159L59 160ZM107 161H109V159H108ZM134 161H135V159H134ZM134 161H130V162H134ZM151 161H153V160H151ZM165 161H166V162H165ZM171 161H173V159H172ZM240 161L242 162V161H243V158H242V160H240ZM255 161H256V160H255ZM255 161H254V162H255ZM23 162H22V163H23ZM29 162H30V161H29ZM46 162H47V161H46ZM57 162H58V161H56V163H57ZM135 162H136V161H135ZM241 162H240V163H241ZM263 162H264V159H263ZM83 163H84V161H83ZM83 163H82V165H83ZM143 163H144V161H143ZM191 163H192V162H191ZM257 163H258V162H257ZM57 164H59V163H57ZM77 164H78V162H77ZM77 164H74V165H77ZM102 164H103V165H102ZM108 164H109V162H108ZM131 164H132V163H131ZM135 164H136V163H135ZM152 164H153V165H156V164L154 163V161H153ZM168 164L170 165V167L168 166ZM241 164H242V166L244 167L245 163H244V164L241 163ZM71 165H72V164H71ZM105 165H106V166H105ZM109 165L112 167L111 164H109ZM127 165H128V167H129V163H127ZM146 165H147V162H146ZM148 165H150V163H149ZM174 165H173V166H174ZM193 165H194V163H193ZM77 166H78V165H77ZM101 166H103V167L101 168ZM130 166H131V165H130ZM133 166H134V165L132 164V167H133ZM141 166H144V165H141ZM188 166H191V165L188 164ZM188 166H187V167H188ZM4 167H5V166H4ZM9 167H10V169H9ZM75 167H76V166H75ZM81 167H82V166H81ZM83 167H84V165H83ZM83 167H82V168H83ZM105 167H106V168H105ZM124 167H126V166H124ZM134 167H135V166H134ZM147 167H148V166H147ZM191 167H192V166H191ZM202 167H203V166H202ZM207 167H208V166H207ZM257 167H258V168H257ZM2 168H3V166H2ZM18 168H19V169H18ZM39 168H40V167H39ZM64 168H65L64 171H66V167H64ZM103 168H105V169H103ZM183 168H184V167H183ZM183 168H182L181 171L184 172ZM237 168H238V167H237ZM7 169H8V170H7ZM83 169H84V168H83ZM126 169H127V167H126ZM238 169H239V168H238ZM238 169H237V170H238ZM245 169H246V167H245ZM13 170H14V171H13ZM31 170H32V169H31ZM51 170H52V169H51ZM53 170H54V168H53ZM55 170H56V169H55ZM55 170H54V171H55ZM76 170H77V168H76ZM128 170H129V169H128ZM174 170L178 173V176H176V175L174 174L175 177H173L174 175H173L172 173L175 172ZM185 170H186V168H185ZM205 170H206V169H205ZM205 170H203V173L205 172ZM240 170H242L241 167H240ZM41 171L44 172L45 170L40 168V172L37 171L36 174H34V177L36 178L37 173H38V174L41 173L43 176L45 175L47 179H45V181L43 182V184L46 185V184L49 182V181H48V177H47V175H46V171L44 172L45 174H44L43 172H41ZM56 171H57V170H56ZM82 171H84V173H83ZM82 171L80 170V172L82 173L80 176H79V174H80V173H79V174L77 175V177H75V178H77V180H76L77 182H76L75 184L78 183V184L80 185V188H83V191H82V189L80 190V188H78V186H79V185H78V186H77V189H79L80 191H78V190L75 189L76 191H78V195L72 194V195H75V199H76V201H71V203L73 202V205H74V203L76 202V208H77V209H79V208L84 209L83 206H84V204L87 202V201H85V200L88 199V198L86 199L87 196H84V195L87 194L86 190L84 191V189H85V185H86V183H89L90 181H92L90 174H89L87 171L85 172V170H82ZM186 171H187V170H186ZM186 171H185L184 173H186ZM206 171H207V170H206ZM246 171H247V170H246ZM6 172H5V173H6ZM8 172H7V173H8ZM133 172H134V171H133ZM238 172H239V171H238ZM240 172H241V171H240ZM2 173H3V172H2ZM55 173H56V172H55ZM57 173H58V171H57ZM59 173H60V172H59ZM66 173H68V172H66ZM94 173H95V170H94ZM207 173H208V171H207ZM207 173H206V174H207ZM248 173H249V171H247L246 174L248 175ZM41 174H40V175H41ZM60 174H61V173H60ZM125 174H126V173H125ZM182 174H183V173H182ZM256 174L259 175V176H257ZM30 175H31V174L25 175L27 178H24V179H28V177H29ZM40 175H38L37 179H38V178L40 179V177H41ZM56 175H57V174H56ZM67 175H68V174H67ZM154 175H156V173H155ZM172 175H173V176H172ZM207 175H208V174H207ZM214 175H215V174H214ZM247 175H246V176H247ZM50 176H51V175H50ZM52 176H53V175H52ZM59 176H60V175H59ZM59 176H58V177H59ZM74 176H76V175L72 174V176H71V174L69 173V175H68V177H67V180H65L66 178H64L63 180L57 181L58 183L56 182V185H55V184H51L53 187L55 186V188H53V190L55 189V191H53V190H52V191L55 193L56 190H57V192H58V188L56 189L57 184H58V187H60V186H62V185L64 184V182L69 181L68 179H70V178H71V179H70L71 181H72V180H75ZM186 176H187V175H186ZM208 176H209V175H208ZM211 176H213V175H211ZM240 176H241V175H240ZM246 176H245V179H246ZM34 177H32V178H34ZM63 177H64V176H63ZM72 177H73L74 179H73ZM78 177H79V178H78ZM177 177H180V178H179L180 180H179ZM181 177H183V178H182V180H183V181H182V184L180 183V182H181ZM190 177H191V178H190ZM202 177H203V175H202ZM202 177H201V178H202ZM204 177H205V176H204ZM204 177H203V178H204ZM214 177H215V176H214ZM241 177H244V176H241ZM2 178H3V177H2ZM41 178H42V177H41ZM43 178H44V177H43ZM53 178H54V177H53ZM61 178H62V177H61ZM54 179H56V177H55ZM137 179H138V180H137ZM245 179L243 180L244 182H245ZM247 179H248V177H247ZM28 180H29V179H28ZM46 180H47L48 182H47ZM52 180H53V179H52ZM57 180H58V179H57ZM108 180H110V181L108 182ZM122 180H123V179H122ZM204 180H205V179H204ZM256 180H257V181H256ZM33 181H34V180H32L31 182H33ZM55 181H56V180H55ZM106 181L108 182V184H106V183H107ZM179 181H180V182H179ZM206 181H207V180H205V182H206ZM208 181H209V180H208ZM246 181H247V180H246ZM25 182H26V181H25ZM25 182H23V183H25ZM31 182H30V184H32ZM60 182H62L63 184L60 183ZM74 182H75V181H74ZM105 182H106V183H105ZM212 182H213V181H212ZM218 182H219V181H218ZM218 182H217V184H214L213 186H214V187H219L218 189H221V188H222L221 186H223V185H220V183H219V185H218ZM231 182H232V181H231ZM51 183H52V182H51ZM59 183H60V184H59ZM69 183H70V182H69ZM69 183L66 182V183H65L66 186H68ZM141 183H143V184L140 185ZM198 183H199V182H198ZM198 183H197V184H198ZM213 183H215V182H213ZM30 184H29V185H28V184H27V185H26V184L24 185V186H25L24 188L26 189V193H28V191L31 192V189H34V188H31V189H30V187H31ZM61 184H62V185H61ZM65 184H64V185H65ZM163 184H164V185H163ZM2 185H1V186H2ZM34 185H35V184H34ZM45 185H44L43 187L41 186L42 188H41V187H40V188H41V189L44 188L45 190L47 189L46 193H48V191L50 192V188H49V186H51V185L48 183V186L46 185L47 188L45 187ZM59 185H60V186H59ZM64 185H63L62 187H64ZM121 185H120V187H122ZM162 185H163V186H162ZM165 185H167V186H165ZM215 185H216V186H215ZM250 185H251V182H250ZM253 185H254V184H253ZM253 185H251V186H253ZM4 186L6 187L5 184H4ZM22 186H23V185H21V187H22ZM27 186H30V187L28 188ZM52 186H51V188H52ZM66 186H65V187H66ZM70 186H71V184H70ZM70 186L67 187V190L71 188ZM110 186H112V184H111ZM113 186H114V184H113ZM188 186H190V187H188ZM224 186H225V185H224ZM224 186H223L222 190H218L219 192L217 191V193H219L220 196L217 194V196L215 195L214 197H216V198L218 197V199H223V198H224V200H225V201L227 200L228 202H229L228 199L233 200L235 197H237L238 194L236 193V191H235L236 194H234V191L232 192V194H234V196H233V195L228 196V191H227V190H226L227 192H225V190H224V193L220 192V191H223ZM231 186H233V185H231ZM241 186L244 187V186H246V185L243 183ZM247 186H248V185H247ZM247 186H246V188H248ZM37 187H38V185H37ZM69 187H70V188H69ZM165 187H167V188H165ZM192 187H193L195 190H194ZM24 188H22V189L20 188V192H22V190H23ZM153 188H155V189L153 190ZM188 188H189V189H188ZM204 188H206V187H204ZM228 188H229V187H228ZM244 188H245V187H244ZM246 188H245V189H246ZM257 188H258V187H257ZM44 189H43V190H44ZM59 189H60V188H59ZM63 189H64L63 191L67 192V190H65V188H63ZM111 189H112V188H111ZM226 189H227V188H226ZM89 190H90L91 192L88 191V192H89L88 194H89V196L93 199L92 196H93L94 194H93V192H92V188L89 189ZM192 190H194L193 193L191 192ZM257 190H259V188H258ZM257 190H255V191H256L257 194H258L259 192H258ZM23 191H24V190H23ZM38 191H40V190H38ZM59 191H60V190H59ZM81 191H82V195H83V196L81 195ZM115 191H116V190H115ZM255 191H254V192H255ZM16 192H17V189L15 188V189H14V193H15V194H13V192H12V195H14L16 199L19 198L20 201H23L24 199L22 200V194L18 191V192L20 193V194H19V193L17 192L18 195H21V197H18ZM53 192H52V193H53ZM65 192H64V193H65ZM107 192H108V194H106ZM184 192L186 193V196H184V195H185ZM238 192H239V191H238ZM254 192H253V193H254ZM256 192H255V193H256ZM22 193H23V192H22ZM24 193H25V192H24ZM24 193H23V194H24ZM72 193H73V192H72ZM79 193H80V194H79ZM85 193H86V194H85ZM90 193H91V194H90ZM220 193H222V194H220ZM261 193H262V192H261ZM32 194H33V193H32ZM34 194H35V192H34ZM34 194L31 195V196H33L35 199H36V198L38 199L39 197L37 196V194H35L37 197L34 196ZM40 194H41V193H40ZM70 194H71V192H70ZM105 194H106V196H105ZM113 194H114V193H113ZM113 194H112V195H113ZM123 194H124V191H123ZM262 194H264V191H263ZM60 195H62V194H60ZM60 195L58 194V195H57V198H59L58 196H60ZM80 195H81L82 197H85V199L83 198V200L85 201V203H84V201L82 200V197H81ZM91 195H92V196H91ZM235 195H236V196H235ZM45 196H46V195L44 194V196H41L40 198H45ZM120 196H121V195H120ZM204 196L207 197V199H205ZM208 196H210V197H209L210 199L208 198ZM221 196H222L223 198H222ZM224 196H226L227 199H226ZM69 197H73V198H74V196H71V195H70ZM77 197H79V199H78ZM80 197H81V200L83 201V203L81 202L82 204L80 203ZM114 197H115V196H114ZM229 197H230V198H229ZM233 197H234V198H233ZM256 197L258 198V195H257ZM259 197H261V196H259ZM23 198H24V197H23ZM28 198L31 199L30 196L27 197V199H28ZM40 198H39V199H40ZM203 198H204V199H203ZM231 198H232V199H231ZM239 198H240V197L238 196V199H239ZM261 198H262V197H261ZM19 199H18V200H19ZM39 199H38V200H39ZM53 199H56V196H54ZM119 199H121V198H119ZM119 199H118V200H119ZM200 199H201V200H200ZM208 199L211 200L212 203H211ZM212 199H213V200H212ZM246 199H247V198H246ZM246 199H245V198H244V200L241 199V201L238 200V201H239V202H238V201H237V198H236L235 200H233V204L231 203L232 201L230 202V203L232 204V206H231V208H232V214H233V213H234V214H235V213H238V211H240V213H241V210L243 211L244 206H245V208L247 207V205H248L249 203L247 204V200H246ZM263 199H264V198H263ZM40 200H41V201L38 202L39 206L42 205V202H45V200H44V201H43L42 199H40ZM67 200H68V199H67ZM248 200H249V198H248ZM78 201H79V202H78ZM225 201H224V202H225ZM234 201H236V202H238V203H235ZM243 201H244V202L246 201L245 204H247V205L241 204V202H243ZM27 202H28V200H26V196H25V201H24V202H20V203L23 205V207H26V205H28V206H33L34 208H32V207H31V208H32V209H35V210H32L31 208H29L30 210L28 209L29 211H28V210H25V208H22V209H24V210L27 211L28 213H29V212H30V213H32V212H34V213L37 212V211H36V210H37L36 208L39 207L38 204H37V206L35 207V205H31V203H27ZM40 202H41V203H40ZM60 202H61V201H60ZM62 202H63V201H62ZM62 202H61V203H62ZM64 202L66 203V201H64ZM64 202L62 203V204H63V207H62V205H60V203H56V202H55L56 204H59V205H56L57 207L55 206L56 208H53V211H55V212H53L54 216H55V217L58 216L57 218H59V219L61 218V219H60L61 221L63 220V221L61 222L60 220H57V219H56L57 221H59V222L62 223V224L59 225V226H63L64 224H66L65 226H68V225L72 222V221L70 222V220H72L70 217H69L70 219H68L67 212H68V213H71V215H72V213L75 214V212H71V211H73V206H71L72 204L69 203L70 201L67 202L66 204H64ZM94 202H95V201L92 200V206L95 207L96 205L93 204ZM224 202H223V201L221 202V203L224 204V206H223V204H218V205H222V207L227 206L228 204L225 202V203H226V205H225ZM249 202H250V201H249ZM77 203H78V204L80 203V204L78 205ZM119 203H120V204H119ZM230 203H229V204H230ZM239 203H240L241 205H240ZM21 204H20V205H21ZM51 204H52V203H51ZM68 204L71 206V211H70V209H69L70 206H69ZM107 204H108V203H107ZM117 204H116V205H117ZM231 204H230V205H231ZM16 205H17V203H16ZM22 205H21V206H22ZM44 205H46V204L43 203V206H44ZM67 205H68V207H66ZM77 205H78V206H77ZM81 205H82V206H81ZM85 205H87V207H85V208H88V206H89L88 202H87ZM113 205H115V202L113 203ZM113 205H112V206H113ZM118 205H117V206H118ZM50 206H51V205H48L47 207H50ZM79 206H81V207H79ZM166 206L170 207V208H169V209L171 210L170 212H172V210H173V212H172L173 214H174V213H175V214H178L177 217H183L182 220L185 219V221L188 220V222L191 220L190 222L196 223V225L199 224V225L197 226V227H198L197 229H200V225H201L200 223H203V221H205V220H202V218H203V219H207V220H208V223H206V222H205V223L207 224L206 227H210V228H211V229H210L211 234H212V230L216 232V233H213V234L219 235V232H222L223 234H220L221 236L216 237L217 240L215 239V236L213 237V236H211V234H209L210 232H209V233H206V234L204 235V238H203V236H201L200 234L192 233L191 231H190L191 233H189L188 231H186V232H187V233H186L187 235H185V234L183 233L184 231H182L183 229L181 228V227H183L185 224H184V225H181V224H180L181 227H179L180 225L178 224L177 226H175V227L173 226V228H172V225L174 224L175 221H179V222H182V221H181L180 218L175 217V215H174V216H171L172 213H171L170 216H169L168 213L166 212ZM241 206H242V207H241ZM47 207H46V208H47ZM61 207H62V208L65 207V210H67V211H65V210L62 209ZM78 207H79V208H78ZM104 207L106 208L107 206L105 205ZM118 207H119V206H118ZM118 207H116V209H117ZM120 207H119V208H120ZM168 207H167V208H168ZM229 207H230V206H229ZM229 207H228V208H229ZM27 208H28V207H26V209H27ZM42 208H43V207H42ZM46 208H45V209H46ZM95 208H97V207H95ZM112 208H113V207H112ZM171 208H172V209H171ZM182 208H183V209H182ZM220 208H221V207L219 206V209H220ZM55 209H56V210H55ZM58 209H61V211L58 210ZM89 209H90V208H89ZM116 209H115V210H116ZM169 209H168V210H169ZM219 209H217L216 212H218ZM246 209H247V208H246ZM68 210H69L70 212H69ZM84 210H85V211H84ZM84 210H83V211L81 210L82 212L80 211L81 215H82V213H83V215L81 216V218L88 220L87 218H89V215H90V214H89V215H87V214L90 213V211L87 210V209H84ZM97 210H98V209H97ZM103 210H104V209H103ZM106 210H107V209H106ZM112 210H113V209H112ZM203 210H204V211H203ZM207 210H210V212H211L210 215H211L212 213H213V215H215L214 217H213V215L211 216L212 219H211V217H210V219L207 218ZM224 210H225V211H224L225 213L227 212V210L231 211V209H225V208H224ZM244 210H245V209H244ZM46 211H47V210H46ZM46 211H45V212H46ZM56 211H58L60 214H59V213L57 214ZM63 211L65 212L64 214L67 215V216H66L67 218L65 217V215H63V214L61 213V212H63ZM87 211H89V212L87 213ZM93 211H94L93 214L96 213V215H97V212H98V211H96V209L93 210ZM95 211H96V212H95ZM184 211H185V212H184ZM196 211H197V213H198V211H199V213H202L201 211H203V214H204V212H206V216H205V218L203 217V214H202V217H199V218H201L200 220H202L201 222H199L200 220L198 221V219H196V217H192V216H191V215H194V214L196 213ZM220 211L223 212V209H222V210L220 209ZM41 212H42V210H41ZM41 212H40L39 214H41ZM45 212L43 211L41 215H39V216H38V215H35L36 217H35V216H34V217L37 218V219L39 218V220H40V218H41V219L43 218L42 220H43V221H46V215L43 214V213H45ZM244 212H245V211H244ZM244 212H243V213H244ZM248 212H249V211H248ZM55 213H56L57 216L55 215ZM84 213H85V214H84ZM185 213H186V214H185ZM47 214H48V213H47ZM61 214H62V215H61ZM179 214H180L181 216H179ZM187 214H188L189 216H187ZM227 214H228V213H227ZM232 214H230V215H232ZM244 214H245V213H244ZM248 214H249V213H248ZM60 215H61L62 217H61ZM84 215H85V216H84ZM86 215H87V217H86ZM185 215H186V216H185ZM204 215H205V214H204ZM208 215H209V211H208ZM246 215H247V214H246ZM24 216H25V215H24ZM24 216H23V218H24ZM72 216H74V215H72ZM196 216H197V214H196ZM198 216H201V215L198 214ZM198 216H197V217H198ZM239 216H241V215H238V217H239ZM25 217H27V216H25ZM50 217H51V216H50ZM85 217H86V218H85ZM96 217H97V216H96ZM208 217H209V216H208ZM215 217H216V221L214 220ZM62 218H63V219H62ZM64 218H66V219L68 220L67 223H66V219H64ZM74 218H75V217H74ZM176 218H177L178 220H177ZM213 218H214V219H213ZM228 218H229V217H228ZM30 219H31V218H30ZM30 219H29V220H30ZM90 219H91V218H90ZM220 219H221V218H220ZM56 220H55V222H56ZM76 220H77V219H76ZM207 220H206V221H207ZM209 220H210V221H209ZM211 220H212V221L214 220V221H215V224H214V221L212 222ZM49 221H51V220H49ZM88 221H89V220H88ZM197 221H198V222H197ZM46 222H47V221H46ZM51 222H54V221H51ZM55 222H54V223H55ZM63 222H65V223H63ZM78 222H79V221H78ZM115 222H116V221H115ZM118 222L120 223V221H118ZM118 222H117V223H118ZM221 222H222V221H221ZM221 222H220V223H221ZM36 223H37V222H36ZM47 223H48V222H47ZM84 223H85V222H84ZM86 223H87V222H86ZM121 223H122V222H121ZM141 223H140V224H141ZM185 223H186V222H185ZM193 223H190V224L192 225ZM205 223H203V224L205 225ZM229 223H228V224H229ZM39 224H40V223H39ZM39 224H38V225H39ZM56 224H57V222H56ZM67 224H68V225H67ZM72 224L74 225V222H72ZM72 224H70V225H72ZM76 224H78V223L76 222ZM79 224H80V223H79ZM140 224H139V225H140ZM175 224H176V223H175ZM186 224L189 225V223H186ZM230 224H229V225H230ZM233 224H234V225H233ZM245 224H246V223H245ZM245 224L243 225V228H244V227H245V228H248L247 225L245 226ZM42 225H43V224H42ZM42 225H41V226H42ZM196 225H195V226H196ZM232 225H233V226H232ZM248 225H249V222H248ZM43 226H44V225H43ZM186 226H187V225H186ZM193 226H194V225H193ZM201 226H202V225H201ZM250 226H251V225H250ZM250 226H249V227H250ZM258 226H259V225H258ZM124 227H125V228H124ZM142 227H143V226H142ZM146 227H148V226H146ZM189 227H191V226H189ZM206 227H205V228H206ZM212 227H213V228H212ZM65 228H66V227H65ZM118 228H119V229H118ZM123 228H124V229H123ZM135 228H136V227H135ZM192 228H193V227H192ZM202 228H203V227H202ZM202 228H201V229H202ZM227 228H228V227H227ZM61 229H62V228H61ZM131 229H132L133 231H131ZM137 229H138V228H137ZM195 229H196V228H195ZM208 229H209V228H208ZM249 229H251V228H249ZM260 229H261V228H260ZM38 230H39V229H38ZM78 230H79V229H78ZM81 230H82V229H81ZM148 230H149V229H148ZM158 230H159V229H158ZM245 230H247V229H245ZM245 230H244V231H245ZM11 231H12V230H11ZM20 231H22V230H20ZM20 231H19V232H20ZM135 231H136V230H135ZM135 231H134V232H135ZM137 231H139V230H137ZM137 231H136V232H137ZM207 231H208V230H207ZM19 232H18V233H19ZM79 232H80V231H79ZM80 233H81V232H80ZM143 233H144V232H143ZM143 233H142V234H143ZM188 233H189V234H188ZM231 233H232V234H231ZM242 233H243V232H242ZM242 233H241V234H242ZM25 234H26V233H25ZM165 234H166V233H165ZM183 234H184V236H183ZM237 234H238V233H237ZM162 235H163V234H162ZM189 235H191V239H190V236H189ZM199 235H200V236H199ZM206 235H207V236H206ZM208 235H209V238H208V239H209L210 241H209V240H206V238L208 237ZM222 235H223V236H222ZM226 235H227V234H226ZM17 236H18V235H17ZM37 236H38V235H37ZM205 236H206V238H205ZM243 236H244V234H243ZM162 237H164V236H162ZM210 237H213L215 240H212L213 238L211 239ZM35 238H38V237L34 236V238L32 239V241L35 240ZM85 238H86V237H85ZM88 238H89V237H88ZM145 238H146V237H145ZM255 238H256V237H255ZM104 239H105V240H104ZM159 239H160V238H159ZM219 239L222 240V241H220ZM233 239H235V240H233ZM236 239H237V241H236ZM238 239H239V240H238ZM241 239H242V240H241ZM259 239H260V238H259ZM29 240H30V239H29ZM85 240H86V239H85ZM102 240L106 241V243H107L108 245H111V247L107 245V246L109 247V248H107V247H106V244L101 246V244H102L101 241H102ZM129 240H130V241H129ZM230 240H229V241H230ZM32 241H31V242H32ZM90 241H91V240H90ZM152 241H153V240H152ZM156 241H158V240L155 238V242H156ZM206 241H207V242L209 241V242H211V243H209V242L207 243ZM216 241H217V243H216ZM218 241H220L221 243H224V244H221V243L218 242ZM243 241H244V244H245V243H246V240H243ZM261 241H262V238H261ZM40 242H41V241H40ZM40 242L38 241V245H40V244H42V243L44 244L43 241H42V243H40ZM87 242H88V244H89V241H88V240H87ZM120 242H121V243H120ZM122 242H124V243H122ZM262 242H263V241H262ZM90 243H91V242H90ZM139 243H140V240H139ZM148 243H149V242H148ZM163 243H161V246H163ZM198 243H199L200 245H199ZM219 243H220V245H222V246H220ZM242 243H243V242H242ZM120 244H121V245H120ZM32 245H33V244H32ZM119 245H120V246H119ZM157 245L159 246V245H160V242H159V244H155V246H157ZM203 245H204V247H203ZM205 245H206V246H205ZM216 245H218V246H216ZM223 245H224V248H223ZM225 245H226V247H225ZM161 246H160V247H161ZM197 246H198V247H197ZM199 246H200V247L202 246V247L199 248ZM209 246H211V248H210ZM213 246H216V247H214L215 250H214L213 252H211L212 249H213ZM240 246H239V247H240ZM242 246H243V245H242ZM39 247L41 248V245H40ZM73 247H75V246H73ZM168 247H165V248L167 249ZM185 247H186V248H185ZM220 247H222V248H220ZM230 247L232 248V250H229V251H228V249H230ZM239 247H238V248H239ZM123 248H124V249H123ZM195 248H196V249H195ZM197 248H199V249L197 250ZM65 249H66V246H65ZM65 249H64V250H65ZM86 249H87V247H85L84 245H82V247H79V248L77 247V250H79V251H87ZM161 249H162V247H161ZM168 249H169V248H168ZM194 249L197 250V251H195ZM210 249H211V250H210ZM219 249H218V253H217V254H220V253H219ZM233 249H235L236 252H232ZM262 249H263V248H262ZM57 250H58V249H57ZM57 250H56V251H57ZM96 250H97V249H96ZM141 250H142V251H141ZM175 250H176V251H175ZM177 250H179V252H177ZM207 250H206V251H207ZM226 250H227L228 252H227ZM245 250H246V249H245ZM75 251H76V249H75ZM122 252H123V251H122ZM170 252H172V251L170 250ZM194 252H195V253H194ZM229 252H230V253H229ZM240 252H239V254H240ZM153 253H154V252H153ZM158 253H159L160 256L157 257V261H158V259H160V260L162 259L163 261L165 260V261H164L165 264H168L167 261H166V260H168V258L163 257L162 254H160V252H158ZM183 253H184V252H183ZM187 253H185V254H184L183 256H181V257H183V258L185 259V258H186L185 255H186ZM206 253H207V254H206ZM226 253H227V254H226ZM234 253H235V254H234ZM83 254H84V253H83ZM120 254H121V253H120ZM120 254H119V255H120ZM155 254H156V253H155ZM225 254H226V255H225ZM86 255H87V256H86ZM86 255H85L84 259L82 258V259H83V260H82V259L76 257L75 254H74V258L71 257L70 259H68L69 261H67V262H69L70 264H75V263L73 262V259H74L78 264H83L84 261H87V260L89 259L88 257H90V255H89L87 252H86ZM111 255H113V256L111 257ZM124 255H125V254L122 255V258H123ZM156 255L158 256V254H156ZM180 255H182V254H180ZM199 255H198V256H199ZM201 255H202V254H201ZM228 255H227V257H228ZM230 255H229V257H230ZM236 255H235V257H232L231 259H229V257H228V259L231 260V261H232V259H234V258L237 259V256H236ZM3 256H4V255H3ZM60 256H61V255H59V257H60ZM120 256H121V255H120ZM120 256H119L118 258H120ZM173 256H175V258H176L175 260H174V257H173ZM191 256H190V258H191ZM202 256L205 257L204 255H202ZM5 257H6V256H5ZM5 257H4V258H5ZM154 257L156 258V256H154ZM154 257H153V258H154ZM160 257H161V258H160ZM162 257L165 258V259H163ZM167 257H169V256H167ZM124 258H123V259H124ZM205 258H206V257H205ZM239 258H241V255H240ZM32 259H33V258H32ZM32 259H31V260H32ZM64 259H65V257H64ZM92 259H93V256H92ZM115 259H116V258H115ZM226 259H227V258H226ZM1 260H2V259H1ZM89 260H90V259H89ZM120 260H122V259L120 258ZM120 260H119V261H120ZM155 260H156V259H155ZM155 260H154V261H155ZM160 260H159L158 262H160ZM171 260H170V261H171ZM234 260H235V259H234ZM239 260H240V259H239ZM33 261H34V260H33ZM119 261H118V262H119ZM152 261H153V260H152ZM157 261H156V263H157ZM163 261H162V263H163ZM177 261H180V260H177ZM185 261H186V260H185ZM185 261H184V263H185ZM237 261H238V259H237ZM23 262H24V261H23ZM64 262H66V260H64ZM87 262H88V261H87ZM121 262H122V261H120V263H121ZM188 262L190 263V260H189ZM220 262H221V261H220ZM240 262H241V261H240ZM88 263H89V262H88ZM125 263H124V264H125ZM174 263H175V262H174ZM186 263H187V262H186ZM195 263H196V262H195ZM232 263H233V261H232ZM237 263L240 264L239 261H238ZM237 263H236V260H235V263H234V264H237ZM7 264H8V263H7ZM99 264H100V263H99ZM112 264H116V263L113 262ZM117 264H118V263H117ZM122 264H123V262H122ZM152 264H153V263H152ZM154 264H155V263H154ZM181 264H182V263H181ZM219 264H220V263H219ZM244 264H245V263H244Z\"/></svg>","mask_w":264,"mask_h":264}]
</instances>
